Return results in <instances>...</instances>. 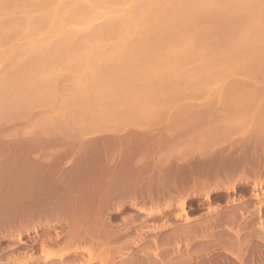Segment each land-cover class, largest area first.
<instances>
[{
  "label": "rangeland",
  "instance_id": "1",
  "mask_svg": "<svg viewBox=\"0 0 264 264\" xmlns=\"http://www.w3.org/2000/svg\"><path fill=\"white\" fill-rule=\"evenodd\" d=\"M47 1L48 0H46V3L44 1V3L47 4V8L50 10L47 11V8L45 6H44L45 9L43 8V6H38V7H40V8L42 7L41 9H43V12L45 11V13H47V14H48V12L51 13L54 10L53 7H55V9H56L55 14L57 15L58 13L56 11H58L60 14L65 12V11H68L70 8L69 3L72 0L71 1L69 0V2H68V0H65V1L64 0L63 1H61V0H49L48 2ZM79 1L81 3H82V1H84L82 4H84L86 6V3H85L86 0H79ZM87 1L89 2V0H87ZM133 1L135 2V0H133ZM137 1L140 2L141 0H136V2ZM142 1H146V0H142ZM66 2H68V3H66ZM57 3H59V5L61 4L60 7ZM89 3H91V2H89ZM126 4H129V3H126ZM126 4L124 7L120 6L121 12H124L122 14L128 13L129 8L131 7V6H128ZM87 5H89V4H87ZM130 5H131V3H130ZM57 6H58V8H56ZM65 7H66V9H65ZM107 7H110V6H106V8ZM35 8L36 7L34 6L33 9H28V10H30V12L32 10L33 14H37V13H35L37 8L36 9ZM40 8H38L40 11L37 9L38 12H41ZM96 8H97V12L99 14H96V16L94 17L93 26H91V27H93V29H102L103 28L102 21L105 24L106 16L104 17L103 14H101V13H104L105 7L102 6L100 9V6H99V8H98V6H96ZM125 8H126V10H125ZM19 9H21V8H19ZM21 11L22 10H17L18 13H16V16L17 15L20 16V14L22 13ZM186 11L188 14L185 12V16L187 14V18H188L189 13L191 11L190 10H186ZM193 11L197 12V8ZM193 11L191 14L195 13V12L193 13ZM201 11H199V13ZM202 12H204V13H202ZM202 12H201L202 14L200 13V15L197 12L198 13L196 16L197 18H195L194 21L191 23L192 25L191 24L188 25V23H186V25L182 29L185 34L187 33V31L189 34H191L192 30H193V28H192L193 26H195V25L197 27L201 26L200 29L203 28L204 30L203 29H202V31L200 30L201 31L200 37L204 36L203 38H206L207 42H211L209 40L210 39L209 37L213 36L215 38V36L217 35L216 34L217 32L213 33L214 30L222 29V28H223L222 30H224L226 28L236 27L241 23V19L232 20L231 22H229L230 24L224 20L220 21V19H218L219 21L216 19V21L213 20L214 22L211 21L210 23L209 22L207 23V20L205 19V17L203 18L202 16H204V15L206 16V14H208V13L205 14L206 11H202ZM52 13H51L52 19L50 17H48V16H50L48 14L44 18V19H47L46 22L44 20H42L41 22L37 21L36 22L37 27H34V26H36L35 24L32 25V28L34 27L33 30H32V28H30L31 27L30 25L26 26V21L22 22V21H24L23 20L24 18H21L22 15L20 16V18L16 17L17 20H19V19H21V20L19 22L18 21L16 22L17 26H16V24H14L16 27L15 26H14V28L11 27V29H13V31L9 28L11 26L10 21L13 18L9 17L10 20L8 19L10 26L7 23L8 22L7 16L6 17L4 16L3 19L0 18V22L2 25H5V28H7L6 25L9 26L8 27L9 29L7 28L9 30L8 31V30H5V28L0 24V29L2 27V29L0 30V33H2L4 36V38H3L2 34H0L1 35L0 36V39H1L0 40L1 41L0 52L3 50L0 54L2 56V57L0 56V64H1L0 67L2 68V69L0 68V73H1L0 74V87L2 86V88H0V90L2 91V93H4L1 95V91H0V98H1L0 99V103H1L0 104V115H1L0 118H2V120L0 119V135L2 133V135L0 137V216H1L0 220L1 219L3 220V218H4V221H5V219L10 220V219L14 218L17 215L16 212H19L18 208H20V207L21 208L28 207L29 210H31V209L33 210V209H39V208L47 206L46 208L52 207L51 209L56 210V212L58 211L59 213H65L69 209L72 208L71 210H69L67 212V213H71L74 210L76 211L78 208L77 213L80 212L79 214H81V212L87 213L89 211L88 212L89 214H91L92 216L94 215V217H93L95 220L94 225L93 226L89 225L91 227H89L90 229L87 228L88 230L85 228L87 230V232L92 233V235H91L92 237L89 236L90 233L87 234L85 236L86 240H84V242H83V240H81V238H80L83 236H78L79 233L77 234V232H76V231H80V230H78L79 228H77V229L73 228L72 230H70L71 228H67V227L62 228L63 225L58 227L57 224H55L56 226L47 228V227H44V225H43L45 223V221H43V223H42L43 219L39 220L41 222H38L36 219V222H34V220L32 221L33 223L30 221L31 226L30 225L28 226L29 223L27 224V226L25 225L26 227L24 226L25 229L27 230V232L25 231V233H27V234L22 233V236L20 235V237H19L20 243H19L18 238H16L15 235H12L14 232V229H15V232H17L16 228L11 230L12 229L11 226L13 224L12 225L9 224L10 225V227H9L8 223H5V226H2V225L0 226V230H1L0 231V235H1L0 236V256H1L0 263L1 264H7V263L8 264H19V263L23 264V262L24 263L27 262L25 264H45L48 262L47 264H61V263L62 264H68V263L69 264H71V263L72 264L73 263L74 264H84V262H85L86 264H122V263L123 264H127V263L128 264H137V263L138 264H146L148 262L149 264H159L162 262L161 264H231V263H233V264H264V238L262 236V235H264L263 234L264 233V227L260 226V225H264V221H263L264 220V183L259 186V189L255 188V191H254V188L252 187L251 184H250L251 185L250 186V185H248L249 183L246 184V182H243V181L239 180V178H238V175L239 174L241 175V172H242L241 171L242 169H240V168H244V170L249 172V173L247 172V174H250V176H251V177L249 176L250 178H254L255 173H258L260 175V180L264 181V170H262V169L260 170V167H259L262 165L261 168H264L263 167V165H264V157H263L264 156V133H263L264 132V129H263V127H264V85H263L264 84V57H263L264 53L261 55L262 57L259 56L256 59L250 58L251 60L249 59V56H247V58L245 56L246 60L244 59L245 60L244 62L246 64L247 63H249V64H247V67L245 66L246 69L243 68L244 70L242 68H240L243 71L236 68V66H235V68H231L233 66V65H231V63L234 60L232 58L233 60L231 59L232 61H230V64H228L229 60L228 61L226 60L227 64L225 66L230 65V67H228V68H231V69L227 68L228 70L225 71L224 74L221 73L220 76L218 74H215V75L209 74L208 76L206 75V77L203 75L206 79L205 78L203 79L201 77L202 74L200 76L201 79H199V74H197L198 79L196 78L197 79L196 81H192L193 79H195V77H196V75H195L194 78L191 77L193 79L190 82V81H188L189 73L192 71L191 68L195 69L196 67H199L197 63H199L201 66V62L204 63L205 60H207L208 62H210V63L212 62L214 64V63H217V61H219L221 59L219 58V60H217L218 57L215 56L214 54H213L214 56L212 55L213 57L209 56L207 59H206V57L204 59V58H202L204 56H202L200 58V57H198V55H191L190 53H188L186 51H184L185 53L184 54L182 53L183 54L182 55L181 53H179L181 51L177 49V45H180V44H177V43H179L178 41L185 43L184 41L179 40L177 38L175 40L174 38L172 39L170 37H169L170 40L167 37V39L169 40V41H167V39L165 37H164L165 38L164 39V38H160L158 36L154 37L152 35V37H154V39L151 38V40L153 41V42H151L150 40H147V39H150L149 38L150 36L148 37V35H151V34H148L146 36V34L142 35V34H139L137 32L132 34L131 39H133V40L130 39V36H125L127 38L126 41L122 39V36H120L121 39H119L120 37L117 36L118 39L116 40V37H114V41H113L112 40L113 37H112V39H110L111 37L108 38V36H106L108 38L107 39L106 37L103 36L102 38H100L101 41H99L100 39L97 41V39H96L97 37L96 38L94 37V39L93 38L91 39V37L86 36L87 38H90L92 40V42L90 41V39H87V38H85V39H87V41L85 40V42H84L83 40H84L85 35H82L83 29L81 28L83 26H80L81 24H78L79 22H77L73 19L67 20V19H63V18H62L63 21H61V15L60 14H58L60 17L59 18L58 16H56L54 14V11ZM52 15H55L56 17H58L57 18L58 20H56L55 16L53 18ZM177 15L181 16V13H179V11H178ZM182 16L184 18H186L184 16V14H182ZM50 19H51V21H50ZM101 19H102V21H101ZM65 20H66V22H65ZM98 20H100L101 22ZM12 21H14V20H12ZM52 21H54V22L58 21V22H55V23H58L57 24L58 26L55 23H53ZM67 21H69V22H67ZM5 22L7 24H5ZM48 22L51 24V26ZM74 22H75V24H74ZM262 22H264V20ZM18 23H20V27H19ZM59 23H60V25H59ZM62 23H65V24L63 25ZM204 23H206L207 26L209 24L210 25L207 27V26H205ZM202 25H203V27H202ZM101 26H102V28H101ZM27 27L30 29V31L27 30L28 29ZM52 27L55 28L54 31H58L59 36L58 35L57 36L51 35V34H54ZM71 27H72V29H75L77 27V29L71 30ZM104 27H105V25H104ZM211 27H214L215 29H213V28L211 29ZM18 28H20V29H18ZM42 28H44V30ZM210 29H211V31H210ZM45 30H47V31L45 32ZM64 30L65 31L68 30V32H65ZM4 31L6 32V34H4ZM26 31H28V33H26ZM33 31H35V32H33ZM59 31L62 34H60ZM225 31L227 32V29ZM12 32L15 33L16 35H11ZM42 32H45V33L42 34ZM48 32H50V34ZM211 32L215 36L211 35ZM218 32L220 33V30ZM29 33L30 34L33 33L34 35L30 36ZM40 34L42 35L41 37H40ZM68 34L69 35L72 34L70 36V38H69ZM76 34L78 37H76ZM18 35H21V36H18ZM208 35H209V37H208ZM219 35L221 36V34H219ZM7 36H8V38H11V36H13V38H11L12 40H10V39L8 40V38H6ZM66 36H68V38L70 40L69 39L67 40ZM140 36H141V39H140ZM142 36L143 37L145 36L144 37L145 39ZM220 36H218L217 39H221ZM16 37H17V39H16ZM36 37H38L37 41H35ZM43 37H44V39H43ZM72 37H73V39H72ZM45 38H47V39H45ZM77 38H78V41H77ZM103 38H104V41H103ZM155 38H156V40H155ZM214 38H211V40L215 41ZM5 39L7 40L6 42H5ZM28 39H32V40H28ZM50 39H51V42L49 44ZM54 39H55V41H54ZM139 39H140V42H139ZM142 39H144V40H142ZM25 40H27V42ZM43 40H44V42H43ZM157 40H159V41H157ZM171 40H173V41H171ZM111 41H113V42H111ZM120 41H122V42H120ZM141 41L142 42L144 41L142 43V45H141ZM146 41H148V42H146ZM165 41L170 42V43H167V42L165 43ZM191 41L192 42L189 41V43H190V45L192 44V46H194L195 44L199 45L197 47H201L204 45L203 44L204 42L199 40V39L198 40L193 39ZM18 42H19V44H18ZM37 42L39 44H36ZM46 42H48L49 45L46 44ZM86 42H88V43H86ZM93 42H94V44L95 43L98 45L100 44L101 47L97 48V45L95 44L96 45L95 46L93 44ZM2 43H3V45H2ZM14 43L19 45L20 47H18ZM20 43H22L23 45ZM43 43H45V44H43ZM77 43H78L79 47H77ZM89 43H91L90 45H92V47H90ZM147 43H149V44L147 45ZM212 43H214V42H212ZM212 43H208V45L211 46ZM30 44L32 46H34V47H32L33 49L31 48ZM112 44H113L114 48L112 47ZM160 44H162V45H160ZM166 44H168L167 47H166ZM68 45H69V47H68ZM84 45L87 46L86 47L87 49L88 48L92 49L93 45H94L93 49L97 50V51H94L92 49L93 51L90 50V52H89V49L88 50H85L86 48L82 49L84 47ZM102 45L105 46V48ZM119 45H121V47ZM5 46H7V47H5ZM21 46L23 49L21 48ZM43 46H45V47L49 46L50 50L48 49L49 47L48 48L46 47L47 48L46 50L43 49V48H45ZM107 46H108V49H107ZM110 46L112 48H110ZM115 46L117 47V49L120 48L119 51H117V49H115L116 48ZM149 46H152V47L154 46V49L151 48V50H150ZM35 47H38V48H35ZM72 47H73V49H72ZM95 47H96V49H95ZM6 48H7V50H6ZM9 48H10V50H9ZM28 48H29V50H27ZM75 48H78V49L75 50ZM15 49H17V50H15ZM18 49H20V50H18ZM35 49H37V50H35ZM55 49H58V50L55 51ZM80 49H82L83 51H87V53L81 51ZM104 49H106V50H104ZM23 50L26 52H24ZM44 50H45V52H44ZM47 50H48V52H46ZM111 50L112 51L115 50V52H111ZM14 51H17V52H14ZM29 51H30V53H29ZM37 51H39V52H37ZM102 51H104L103 52L104 54H107L106 55L107 61L105 60V56H102L103 55ZM157 51L160 52L161 57H160V55H158L159 53H157ZM6 52L10 53L11 55L7 54ZM22 52H24V53L22 54ZM117 52H119V53H117ZM120 52L121 53L124 52L125 56H124V54L123 55L120 54ZM175 52L181 54V55H179L180 57L186 56V59L184 57H182V58H184L187 63L185 62V60L179 59L180 57L179 58L175 57L178 55V54H176L174 56L173 53H175ZM46 53H48V55H46ZM92 53L93 54L98 53L97 56L99 55V53H101V55L98 57H100V58L104 57V60L101 59L103 61L100 60L101 61L100 62L99 61L100 58L99 59L97 57L93 58ZM126 53H127V56H126ZM133 53H135V54H133ZM163 53L165 54V57H164ZM4 54H6L7 56H5ZM30 54L33 56H28ZM71 54H73V55H71ZM25 55L30 57L33 60V62H30L32 60L30 58L28 59V57H25ZM41 55L44 59L41 57ZM45 55H46V57H45ZM108 55L110 56L109 58H108ZM115 55H117V56L119 55L120 57H117ZM156 55L159 57H157ZM74 56L78 57L79 61H77V58H75ZM93 56H95V55H93ZM11 57H13V58H11ZM24 57H25V59H24ZM153 57H155V58H153ZM19 58H21L22 61ZM47 58H49V59H47ZM57 58H59V59H57ZM92 58L94 60H92ZM111 58H112V61H111ZM118 58H120V59L123 58L122 60H124V61H122ZM124 58H126V59H124ZM165 58H166V60H163ZM176 58H177V60L178 59L180 60L177 64H176V61H177ZM238 58H240V57H238ZM2 59H4L5 62ZM10 59H12V60H10ZM53 59H56V60L53 61ZM133 59H135V60H133ZM235 59H236V61H234V62H237V57H235ZM253 59L255 61H253ZM6 60L7 61L9 60L10 62L8 61L9 62L8 63ZM24 60H27V61L24 62ZM47 60H51V61L48 62ZM89 60H91V61H89ZM147 60L150 62H147ZM17 61H18V63H17ZM52 61L54 64L52 63ZM80 61H81V63H80ZM165 61H166V63H165ZM183 61H184V63L182 64ZM214 61H216V62H214ZM34 62L36 63V66L35 65L33 66V64H35ZM83 62L87 63V64H84ZM92 62H93V64H92ZM96 62H97V64L99 63L102 66H100L99 64H98L99 67H98V65H95ZM128 62H129V64H127ZM137 62H139V63H137ZM151 62H154V63L152 64ZM19 63L20 64L22 63V65L19 66L20 68L18 70L17 66L19 65ZM62 63L64 66L62 65ZM160 63H161V65H160ZM162 63H164V64H162ZM51 64H53L52 65L53 68L57 64H58L57 65L58 67H55L54 69H52V66H51V69H52L51 70L49 67V65H51ZM66 64H68V65H66ZM88 64L90 65L89 68H91V70H89V73H93L94 75L86 73L89 69V68H86V67H88ZM107 64H108V66H107ZM125 64L126 65L132 64V66H125ZM13 65H16V66H13ZM24 65H26V66H24ZM37 65H38V67H39V65H40V67L44 66V69L41 67L42 69L40 68L41 69L40 70L37 67ZM81 65H82V67H80ZM158 65H159V67H156ZM170 65L174 66V67H175V65H178V66L175 67L176 68L175 69L174 67H170ZM3 66H4V69H3ZM22 66H24V67H22ZM194 66H195V68H194ZM92 67L93 68L96 67V69L94 68L96 72L94 70L92 71V69H93ZM122 67L123 68L125 67L124 68L125 70H123ZM31 68L33 71H30ZM58 68L60 69L61 72L57 71V70H59ZM101 68H103V69H101ZM118 68H120V69H118ZM161 68H164V69H161ZM24 69H25V71H24ZM75 69L77 71L83 70V72H85V73L80 74L81 72L79 73ZM154 69H156V74H153V73H155ZM160 69L162 71L165 70V72L164 71L162 72ZM13 70H14V72L11 73V71H13ZM15 70L16 71L18 70V71L16 72ZM102 70H104V71H102ZM119 70L122 72H119ZM246 70H247V72H246ZM252 70H253V72H252ZM3 71H5V72H3ZM19 71L21 74L19 73ZM22 71H24V72H22ZM26 71L29 73H27ZM36 71H37V73L38 72L39 73L37 75L36 74L33 75V73H35ZM42 71L44 74L42 73ZM46 72H48V73L50 72V73L46 74ZM74 73H75V75H74ZM77 73H79L78 74L79 76L77 75ZM143 73H145V74H143ZM86 74H87V76H86ZM26 75L28 78L26 77ZM44 75H46V76H44ZM51 75H53V76H51ZM59 75H61V77ZM5 76H8V77H5ZM92 76H94V77H92ZM15 77H17V78H15ZM82 77H84V79ZM5 78H7V79H5ZM22 78L24 80H22ZM47 78H50V79H47ZM53 78L55 80H53ZM70 78H72V79H70ZM19 80L21 83L19 82ZM52 80H53V82H52ZM61 80H62V82H61ZM72 80L75 81V83L74 82L72 83ZM189 80H190V78H189ZM199 80H201V81H199ZM23 81L25 82V84ZM81 81L84 83V85L82 84V86H85V84L87 83V86H86L87 89H84L86 87L80 88L81 87L80 83H82ZM31 82H33V83H31ZM40 82L42 83V85L40 84ZM54 82H56V83L53 84ZM192 82H194V83H192ZM9 83L11 86H9ZM22 84H23V86H22ZM60 84H62V85H60ZM6 85L9 86L10 88L7 87ZM54 85L55 86L60 85V86L55 87ZM5 86H6L8 91H6V89L4 88ZM39 86L43 89H41ZM97 86L98 87L100 86L101 90L98 89ZM102 86H104L105 88ZM30 87H32V88H30ZM38 87H39V89H38ZM47 87H48V90L50 89L49 91L47 90ZM53 87H55V88H53ZM261 87H263V88H261ZM51 88L54 89L53 92H52L53 89H51ZM79 88H80V91H79ZM81 89H84L85 91L84 90L81 91ZM94 89H95V92H94ZM26 90H29L32 93H30L29 91H26ZM86 90L89 92H86ZM97 90H98V94L100 93L99 95L96 94ZM16 91H17V93H14ZM24 91H26V93ZM38 91H39V93H38ZM46 91H48L49 94ZM19 92H20V94H19ZM84 92H86V93H84ZM91 92H93L94 94L93 93L91 94ZM5 93L8 96H6ZM33 93H35L36 95H34ZM106 93H107V95H106ZM15 95L18 96L19 98L17 97L18 99L17 98L15 99ZM92 95L93 96L95 95L96 98H95V96L93 97ZM100 95L101 96L103 95V96L101 97ZM1 96H3V97H1ZM36 96L38 98H35ZM63 96H65V97L63 98ZM31 97H32V99H31ZM101 98H103L102 99L103 101L101 100ZM97 99H99L100 102L97 101ZM225 99H227V100H225ZM5 100H8V101H5ZM224 100H225V102H224ZM26 101L28 103L30 101V103L28 104ZM22 102H24V103H22ZM72 103H74V105ZM24 104H26V106ZM56 104H59L58 107ZM65 104L68 106L66 107ZM134 105H135V107L137 105L136 109H138V111H135L136 109H135ZM34 107H36V108L34 109ZM38 107H39V109H37ZM52 108H55V109L53 110ZM56 108H58V109H56ZM18 109H21V110H18ZM70 109H72V110H70ZM232 109H233V111H232ZM13 110H14V113L12 112ZM10 111H11V113H10ZM64 111L66 112V114H64L65 113ZM25 112H27V113H25ZM34 113H36V114H34ZM132 114H134V115H132ZM34 115H35V117H34ZM71 116H72V119L75 117L73 119L74 124L72 121L69 120V119H71ZM138 121L140 123H137ZM23 122H24V124H23ZM135 122L137 124H135ZM145 122H147V123H145ZM58 123H59V125H58ZM70 123H72V126H70L71 125ZM21 124H23V125H21ZM18 125H20V126H18ZM36 125H37V128H36ZM136 125H138V126H136ZM43 126H45V127H43ZM23 127H24V129H23ZM72 127H74V128H72ZM4 128H5V130H3ZM58 128L60 131L58 130ZM75 128H76V130H75ZM22 129L24 130V132L22 131ZM61 129H62V131H61ZM54 130L56 132H54ZM144 130H146V132ZM163 131H164V133H163ZM199 131H200V133H199ZM7 132H9L10 135ZM73 132H75V134ZM142 132H144V133L142 134ZM3 133H4V135H3ZM18 133H19V135H18ZM21 133L23 136L21 135ZM70 133L72 134L73 137L71 136ZM6 134H8V136ZM131 134H132V136H130ZM158 134H159V136H158ZM163 134L165 136L169 134V137H171V135L172 136L176 135L177 141L180 140V142H179L180 145H179L178 149L180 151L181 156H183V158L185 156L188 157V158L186 157V159L188 160V164L190 165V166L188 165L189 168L186 165L187 171H186L185 167H184L185 169H183L181 166L182 169L181 168L178 169V170H180V172L179 171L176 172V170H175L176 168L173 167L174 163L170 164L168 162H165L167 160L166 157H168V159L171 160L172 156H170V154L174 155V152H175L174 149H173L174 150V152H173V150H171V148L168 147L170 144L169 145L168 144L163 145V146H165V148H163V146L161 145L162 149L160 147V151L163 150L162 152H166L167 154H169L170 157L168 155L166 156V153L163 154L161 152L162 154H160V151H158V152L154 151L153 149H155V148H152V150H150V151H149V149L148 150L146 149L147 150L146 151L145 147H144V146H146V145H144V144H146V143H144L145 141L142 142V143H144V144H142V145H144L143 146L144 150H142V148H141L142 146H141L140 141H142V139L147 140V137H146L147 135L148 136L150 135L149 138H151V136L154 135L155 137L153 136L151 138V139L154 138V140H155L156 136L159 138H160V136H162L160 139L163 142V140H164ZM183 134H184V136H183ZM24 135H25V137H24ZM144 135L146 138H144ZM28 136H29V138H28ZM40 136H42V138ZM122 137H125V139H123ZM128 138H130V139L128 140ZM47 139L48 140L50 139V141H46ZM53 139H55V140H53ZM106 139H108V140H106ZM118 139H119V142H116V140L118 141ZM121 139L125 141L124 144H123L124 141H122ZM165 139L169 140L170 138L165 137ZM174 139H175V137H174ZM36 140H37V142H36ZM199 140H201V141H199ZM56 141H58V142H56ZM13 142L16 143L15 146H14V144H12ZM80 142H81V144H80ZM135 142L138 143L137 146H136ZM201 142H202V144H201ZM117 143L118 144L120 143V144L117 145ZM139 143L141 146L140 147L141 150H139L137 148L139 146ZM163 143L166 144V141ZM94 144H95V146H94ZM121 144H123V145H121ZM84 145H86V146H84ZM97 145H99V147H97ZM182 145H183V147H182ZM186 145L188 146L189 149L187 148ZM242 145H243V147H242ZM88 146L91 148H89ZM135 146H136V148H135ZM92 147H94V148H92ZM18 148H20V149H18ZM231 148H233V149H231ZM80 149H82V150H80ZM102 149H104L105 151ZM186 149H188V150H186ZM13 150H14V152H13ZM76 150H78V152ZM164 150H166V151H164ZM198 150L200 151V153ZM18 151H21V152L19 153ZM70 151L72 153H70ZM131 151H134L135 155H137V153H138L140 155V157L138 156L139 159L143 157V159H141L139 162L141 164L138 163L139 159H137L136 156ZM115 152H117V153H115ZM146 152H147V154H149L151 152H153V153L146 155ZM170 152H172L173 154ZM21 153H23V154H21ZM124 153H125V156H122V155H124ZM217 154H218V156H217ZM231 154H232V157L230 158ZM17 155H19V156H17ZM20 155H22V156H20ZM160 155H162L163 157L165 156L166 159L163 157L160 158L159 157ZM214 155H216V156H214ZM222 156H223V158H227L223 162L225 164L224 167L222 165L223 163L221 162L224 159L222 158L223 160H221V158H220ZM29 157H31V158H29ZM191 157H192V159H191ZM236 157H238L239 159ZM241 157H242L243 161L240 162ZM56 158H58V159H56ZM157 158H159V161ZM235 158L238 160L234 161ZM244 158H245V160H244ZM26 159H27V161H26ZM101 159H102V161H101ZM110 159H111V161H110ZM160 159L163 160L165 163H160ZM214 159L216 162L220 160L219 162L221 163V165L218 162H217L218 163L217 164L214 161ZM255 159H256V161H255ZM107 160H108V162H107ZM206 160H209V161H206ZM227 160H228V162H226ZM119 161L120 162L126 161V162H124V164L127 166L122 167L125 165L124 164L122 165V163L120 164ZM127 161L130 163V165L128 164ZM135 162H137V163H135ZM144 162H146V163H144ZM234 162L238 165L243 164V167L241 165L236 167L235 166L236 164ZM42 163H44V164H42ZM56 163H58V164H56ZM150 163L152 166L150 165ZM212 163H215V165H213ZM230 163L231 164L233 163L232 168H231ZM260 163H261V165H260ZM10 164H14V165H10ZM179 164H181V163H179ZM254 164H257V165L259 164V166L256 165L258 168ZM33 165H35V166L33 167ZM112 165H113V167H112ZM139 165L142 167L141 169H140ZM191 165H192V167H191ZM244 165L247 166L249 168V170L247 167L245 169ZM27 166L30 168H28ZM41 166H43V167H41ZM132 166H133L134 170L133 169L131 170ZM156 166H158L157 169H156ZM227 166L228 167L230 166L229 170L231 169L232 171L231 170L230 171L232 173L228 172ZM105 167L108 168V172L109 171L111 172V168L114 169L112 171L113 172L112 176L107 175L106 173H105V176L103 175V173H104L103 169H105V171L107 170V168H105ZM127 167L128 168L130 167L129 169L132 172ZM154 167H155V169H154ZM109 168H110V170H109ZM124 168L128 169V171L126 172V170ZM136 168H139V169H136ZM236 169L240 173L238 171H236ZM22 170H23V172H22ZM156 170H162V171H157L158 173H156ZM225 170H227L226 173L224 172ZM258 170H260V171H258ZM164 171H165V173H164ZM182 171L185 173L182 174ZM194 171L195 172L197 171L196 173L198 174L199 180H204V181L206 180V185L204 187L206 190L200 189V190H202V192H201V191H198V188L196 189L194 187L195 189H194V191H192L193 187L192 188L190 187V185H191L190 181L186 182V178H191L188 175L189 174L192 175V173H194ZM220 171H221V173L228 174L230 176L228 178V180L226 179L229 185L227 184V182L223 183V179L227 178L228 176L225 177L226 175L224 176V174H221L220 177H217L218 176L217 173H219ZM246 171H244V172H246ZM160 172H162V176L164 178L160 175L161 174ZM167 172L169 173V177H168ZM186 172L187 173L189 172V173L187 174ZM136 173H139V174L136 175ZM141 173H142V175H141ZM85 174H86V176H85ZM150 174H152L151 179L149 177ZM230 174H232L233 178L231 177ZM101 175H103V178ZM213 175H214V177H213ZM106 176H109V177H106ZM110 176H111L112 180L116 177L115 180H113V181L110 180V181L113 183L117 180L116 181L117 183L116 182H115L116 184L113 183V185H115V186L112 185V188H114L113 190H112L111 186L108 187L109 188V190L107 189L109 192V195H108V194H104L105 188L104 189L102 188L103 190H101L99 187L101 185L98 183H100V181L104 182L107 178L110 179ZM135 176H137V177H135ZM146 176L149 178H147ZM205 176H206V179L204 178ZM207 176H209V177L211 176L210 177L211 179ZM56 177L58 178L57 180L61 182V184L63 183L62 185L60 184V182L58 183V181L56 184V181H55ZM112 177H114V178H112ZM165 177H168V178H165ZM141 178H142V180H141ZM250 178H249V180H250ZM109 179H107L108 182H110ZM147 179L148 180L150 179V181H148ZM169 179H171V181ZM172 179H174V180H172ZM232 179L235 180L236 182H234ZM2 180H4V181H2ZM7 180H8V182H6ZM122 180H123V182H122ZM140 180H141V182H140ZM152 180H153V182H152ZM229 180L230 181L232 180L231 183H229L230 182ZM137 181L140 184H138ZM167 181L168 182L170 181L173 183L169 182L170 183L169 184ZM251 181H253V179H251ZM263 181H261V182H263ZM53 182H55V183H53ZM83 182L84 183L86 182V183L84 184ZM164 182H166V185ZM183 182H185V183H183ZM218 182L223 183V184L221 183L222 187ZM232 182H234L235 184L234 183L232 184ZM241 182L243 183V185ZM179 183L181 184V186ZM188 183H190V185H188ZM185 184H186V186L188 185L187 186L188 188L184 186ZM231 184H232L234 190L228 189ZM244 184L246 185V187H244L245 186ZM49 185L51 186V188H49L50 187ZM163 185L165 186V189H163L164 188ZM168 185L171 187L170 189L168 188L169 187ZM182 185H183V187H182ZM207 185L208 186L211 185V186L208 187ZM42 186L44 188H42ZM55 186H57V187H55ZM90 186H91V188H90ZM141 186H143V187H141ZM147 186H149V187H147ZM172 186H173V188H172ZM178 186H179V188H178ZM206 186L208 189L206 188ZM65 187L68 188L69 190L65 189ZM117 187H119V188H117ZM124 187H125V189H124ZM131 187L133 190L130 189ZM151 187H152V190H151ZM157 187L159 188V190ZM84 188L86 190L87 189L88 190L90 189V190L86 191ZM46 189H47V192L45 191ZM52 189L53 190L55 189V190L52 191ZM94 189H96L98 193L95 192L96 190H94ZM156 189L158 190V192ZM117 190H119V191H117ZM171 190H173L174 192ZM84 191H86V192H84ZM226 191H227V193H226ZM111 192L114 194L112 195ZM151 192H154V193L152 194ZM160 192L161 193L163 192L164 195L163 194L161 195ZM253 193L256 195L258 194L257 197H255V195ZM158 194H160V195H158ZM57 195H58V197H57ZM90 195H92V197ZM153 195H154V197H153ZM155 196H157V197H155ZM64 197L66 200L64 199ZM133 197L137 198V199L135 198L136 201H135V199H133ZM182 197H184V199ZM179 198H181V200ZM50 199H52V200H50ZM162 199H164V200H162ZM236 199H237V201H236ZM133 200L136 204H134ZM229 200L234 201L235 203H232ZM83 201H84V205H83ZM181 201H182V204H180ZM241 201H243V202H241ZM246 201L249 204H247ZM236 202L238 204H236ZM72 203L74 204V206L77 204V208L72 207L73 206ZM26 204H29V205H26ZM86 204H90V206L92 205L90 207L91 209L87 208L88 206ZM231 204H233V206H231ZM244 204H246V206ZM69 205H71V207ZM82 205H83V207H82ZM182 205L184 206L183 208H182ZM248 205H250V206H248ZM67 206H69V208H67ZM243 206H245V207H243ZM105 207H106V209H105ZM252 207H255V208L253 209ZM21 208H20V210H21ZM28 208H27V210H28ZM82 208H84L86 210H83ZM256 208L259 210V211L256 210L257 213L253 212V211H255ZM243 209H244V211H243ZM249 209H250V211H249ZM11 210H13V211L15 210V212H13ZM25 210H26V208H25ZM234 211L237 213L239 212L241 214V216L239 214H237V218H236V215H235L236 213ZM241 211H243V212H241ZM246 212H248V214ZM242 213H245V215ZM101 214L103 217L101 216ZM227 215H228V218L230 217V215H231V217L228 219ZM238 215H239V217H238ZM5 216L6 217L8 216L9 219H8V217L5 218ZM232 216H235L234 217L235 223L233 222V220L231 221V219H233ZM243 216H244V218H243ZM246 216L250 217L249 219L256 223V224H254L255 225L254 227L252 225L250 227V224H249L250 220H248V218H247L248 223L244 224L242 218L245 219ZM259 217L261 219H259ZM212 219H213V221H212ZM227 219L229 222L227 221ZM257 219L260 220V222L259 221L256 222ZM1 221H0V224L3 222V221L2 222ZM252 221H250V223ZM24 222H22V224ZM98 222H100L101 224L100 223L98 224ZM230 222H231V224H230ZM237 222L240 224V225L238 224L239 226L237 225ZM218 223H219V225H218ZM232 223H233L234 227H232ZM19 224H21V223L16 224V227L17 226L19 227V228L17 227V229L21 228V226ZM34 224H35V226H34ZM220 224H222V225H220ZM227 224H229V227L227 226ZM235 224H236V226H235ZM246 224H249V226L247 225L249 228L248 227L245 228ZM252 224H253V222H252ZM3 225H4V223H3ZM58 225H60V224H58ZM101 225H102V227H101ZM218 226L219 227L221 226V227L219 228ZM223 226H224V228H223ZM12 227H15V226L13 225ZM24 227L22 226V229ZM230 227H232V230H234L237 227V230L236 229L235 230L237 231V233H239V234H237V233L236 234L238 235V237H240V239L238 237L237 238L241 243H239V245H235V247L234 246L230 247V245L228 247V243L230 244L231 242H226L224 245V242L226 240L230 239V235H231V239L234 238V237H232L235 234L234 231L229 230L232 232V234H230L231 232H229V233L227 232L228 228H230ZM238 227H239V230H238ZM225 228L227 229V231ZM33 229H35L36 232H34ZM74 230L76 232V234H74V235L76 237L77 236L79 237V238H77V240H76V237L74 238V235L72 236L73 240H71L72 234L71 235L69 234L70 231H74ZM86 230L80 231V234L83 231L86 232ZM181 230L183 232H181ZM222 230H223V234L228 233L227 236L225 234L223 235V237L226 236L225 241L223 240V238L221 236ZM261 230L263 231V233ZM67 231H69V232H67ZM219 231H221V232H219ZM239 231H241L242 233ZM9 232H11V233H9ZM8 233L11 236L7 235ZM14 234H16V233H14ZM56 235L58 236L57 237L58 239L56 238L57 239V245L54 246L50 243L51 242L50 239L55 238ZM219 235H220V237L218 238ZM7 236H8V238H7ZM93 236H95V237H93ZM88 237L90 239H88ZM48 238H50V239H48ZM13 239H14V241H13ZM61 239H63L62 241H64V240L67 241V239H68V241H70V242L67 241L68 242L67 243L65 241V243L68 244L67 245V244H64L61 241ZM96 239L99 242L101 241V239L102 240L105 239V240H103L104 242L103 241L100 242L102 244L101 245L100 243L98 244L96 242ZM238 240L236 242L234 240L233 241L236 244H238V242H239ZM60 242L62 245L64 244V246H66V247H60L61 246V245L59 246ZM81 242H83V244ZM243 242H245V243H243ZM45 243L48 245L51 244L53 247L51 245H49V247L47 249L48 245L46 246ZM42 244L46 246L44 248V250L47 249L49 252H47V251L46 252L42 251L43 253L41 252ZM247 245H248V247H247ZM67 246H68V248H67ZM103 246H104L105 250L103 249ZM224 246L226 247L227 250L225 249ZM91 247H93L95 250ZM57 248L59 250H56ZM65 249L66 250L68 249V250L66 251ZM57 251H60V252H57ZM53 252H55V253H53ZM70 252H71V254H70ZM105 253H107L108 255ZM10 254L13 257V258L11 257L12 259H15V257H17L18 258L17 261H19V262L14 260L16 262L13 263V260L10 258ZM47 254H48V257H46ZM57 254H58V256H56ZM149 254H151V255H149ZM232 256H234V257H232ZM33 257H34V259H32ZM102 257L104 260L102 259ZM109 257L110 258L112 257V258L110 259ZM144 257L147 259L146 260L147 262H145ZM4 258H6V260ZM8 258H9V260H8ZM28 258H31L30 260L32 262L29 261ZM60 258H62V259H60ZM10 259L12 260V262L10 261ZM70 259H72V261ZM152 259H153V261H151ZM20 260H23V261L20 262ZM67 260L68 261L70 260V261L67 262ZM136 261H139V262H136Z\"/></svg>",
  "mask_w": 264,
  "mask_h": 264
},
{
  "label": "bare ground",
  "instance_id": "2",
  "mask_svg": "<svg viewBox=\"0 0 264 264\" xmlns=\"http://www.w3.org/2000/svg\"><path fill=\"white\" fill-rule=\"evenodd\" d=\"M44 1H45V3H46V0H0V18H2L3 19V17L5 16H7V21H8V19H9V17L10 18H13V19H11V21H10V23H11V26H10V24H9V21L7 22L8 23V25L10 26H7L6 25V27L8 28H10L11 29V27H13L14 28V24H16V26H17V21L19 22L21 19H19V20H17V18L16 17H19L20 18V16H21V18H24L23 20L24 21H22V22H25L26 21V26L27 25H30L31 27L30 28H32V25H36L37 23V21H39V22H41L42 20H44L45 22H46V20L47 19H44L48 14L50 15V16H48V17H50L51 18V13L54 11V14H55V7H53L54 8V10L50 13V12H48V14L47 13H45V11L43 12V9H41L40 7H38V6H43V8H44V6L47 8V4H45L44 3ZM49 1V0H48ZM47 1V2H48ZM61 1H63V0H61ZM65 1V0H64ZM71 1V0H70ZM87 1V0H86ZM85 1V3H86V6L84 5V4H82L84 1H82V3L79 1V0H72L70 3H69V6H70V8H69V10L68 11H65V12H63V13H59L58 11H56L58 14H60L61 15V21H63V19H73V20H75V21H77V22H79L78 24H81L80 26H83V27H81L82 29H83V31H82V35H85L84 36V42H85V40L87 41V39H90V38H87V37H91V39L93 38L94 39V37L97 39V41L100 39V38H102L103 36L104 37H106V36H108V38L109 37H111L110 39H112V37H113V41H114V37H116V40L118 39L117 38V36H122V39L123 40H125L126 41V37L125 36H130V39H131V37H132V34H134V33H139V34H146V36L148 35V34H151V35H148V37L150 38V39H147V40H150L151 42H153L152 40H151V38L152 39H154V37L155 36H158V37H160V38H166L167 39V37H168V39H169V37L170 38H174L175 40H176V38L177 39H179V40H182V41H184L185 43H182V42H180V41H178L179 43H177V44H180V45H177V49L178 50H180L181 52H179V53H185L184 51H186V52H188V53H190L191 55H198V57H202V56H204V57H202V58H204L205 59V57H206V59L209 57V56H212L213 54L215 55V56H217L218 57V59L217 60H219V58L221 59V60H219V61H217V63H210V62H208L207 60H205V62L204 63H202L201 62V66H200V64L199 63H197L198 64V66L199 67H196L195 68V66H194V68L195 69H193V68H191L192 69V71L189 73V78H190V80H189V78H188V81H190L191 82V80L194 78V76L196 75V77H195V79H193L192 81H196L197 79H198V75L197 74H199V79H201L200 78V76H201V74H202V78L204 79L205 77H206V75L208 76L209 74H218L219 76H220V74L221 73H225V71H227L228 69H231V68H235V66H236V68H238V69H240V68H244V69H246L245 68V66L247 67V64H249V63H245L244 61L246 60V58H247V56H249V59L251 58H257V57H259V56H261L263 53H264V22H262L263 20H264V0H146V1H137L136 2V0H135V2L133 1V0H89V2H91V3H89L88 1V3ZM68 2H69V0H68ZM68 2H66V3H68ZM126 3H129V4H126ZM130 3H131V5H130ZM58 5H59V3H57ZM87 4H89V5H87ZM106 4V5H105ZM108 4V5H107ZM125 4L126 5H128V6H131L130 8H129V12L128 13H126V14H122V13H124V12H121V9H120V6H125ZM61 5V4H60ZM60 5H59V7H60ZM34 6L38 9V8H40L41 9V12H38L37 11V9H36V12L35 13H37V14H33V12H32V10H31V12H30V10H28V9H33L34 8ZM56 6V5H55ZM96 6H98V8H99V6H100V9H101V7L103 6V7H105V9H104V13H101V14H103V16L105 17L106 16V20H105V24L103 23V21H102V19H101V21H102V26H103V28H102V26H101V28L102 29H93V27H91V26H93V21H94V17L96 16V14H99L98 12H97V8H96ZM106 6H110V7H107L106 8ZM62 7V6H61ZM68 7V6H67ZM19 8H21V9H19ZM56 8H58V6L56 7ZM63 8V7H62ZM194 8V9H193ZM197 8V12L199 13V11H206L205 12V14L206 13H208V14H206V16L204 15V16H202L203 18L205 17V19L207 20V23L209 22H214V21H216V19L218 20V19H220V21L221 20H224V21H226V22H231L232 20H238V19H241V23L238 25V26H236V27H230V28H226L227 29V32L225 31L226 29H224V30H222V29H217V30H214L213 31V33H215V32H217L216 34L218 35V36H220L219 34H221V36H220V38L221 39H217V37L211 32V35H214L215 36V38L212 36V37H209V35H208V37L210 38L209 40L211 41V42H207L206 41V38H203L202 36L200 37V32L202 31V29L203 28H201L200 29V27L198 26H193L192 28H193V30H192V33L191 34H189L188 33V31H187V33L185 34L184 33V31L182 30L183 28H184V26L186 25V23H188V25H190L193 21H194V19L195 18H197L196 16H197V12L196 11H193V10H195ZM34 9V10H35ZM45 9V8H44ZM60 9V8H59ZM65 9H66V7H65ZM17 10H22L21 12V14H20V16H16V13H18L17 12ZM39 10V9H38ZM48 10H50V9H48L47 8V11ZM52 10V9H51ZM62 10V9H61ZM123 10V9H122ZM125 10H126V8H125ZM185 10V11H184ZM186 10H190L191 12L189 13V16H188V18H187V11ZM199 10V11H198ZM40 11V10H39ZM46 11V12H47ZM103 11V10H102ZM101 11V12H102ZM178 11H179V13H181V16H182V14H184V16H185V12L187 13L186 14V18H184L183 16V18L181 17V16H178L177 15V13H178ZM182 11V12H181ZM192 11H193V13L194 14H191L192 13ZM201 11V12H202ZM126 12V11H125ZM184 12V13H183ZM189 12V11H188ZM200 12V13H201ZM200 13H199V15H200ZM202 13H204V12H202ZM201 13V14H202ZM53 14V13H52ZM56 15V16H58L59 17V15ZM114 14V15H113ZM55 15H52V17L54 18V16ZM14 16V17H13ZM55 16V17H56ZM58 17H56V20H58L57 18ZM16 18V19H15ZM60 18V17H59ZM63 18V19H62ZM52 19V18H51ZM51 19H50V21H51ZM5 20V19H4ZM10 20V19H9ZM12 20H14V21H12ZM54 20V19H53ZM72 20V21H73ZM214 20V21H213ZM49 21V20H48ZM98 21H100V20H98ZM100 21V22H101ZM201 21V20H200ZM219 21V20H218ZM13 22V23H12ZM15 22V23H14ZM53 23H55V22H58V21H52ZM65 22H66V20H65ZM67 22H69V21H67ZM99 22V23H100ZM6 22H5V24H7ZM21 23V22H20ZM20 23H18L19 24V27H20ZM44 23V22H43ZM49 23V22H48ZM0 24H1V22H0ZM24 24V23H23ZM41 24V23H40ZM50 24V23H49ZM56 25L58 24V23H55ZM63 25L65 24V23H62ZM70 24V23H69ZM73 24V23H72ZM74 24H75V22H74ZM73 24V25H74ZM97 24V23H96ZM205 24V26H207L206 25V23H204ZM225 24V23H224ZM230 24V23H229ZM2 25V24H1ZM13 25V26H12ZM22 25V24H21ZM42 25V24H41ZM48 25V24H47ZM54 25V24H53ZM52 25V26H53ZM55 25V26H56ZM59 25H60V23H59ZM104 25H105V27H104ZM192 25V24H191ZM210 25V24H209ZM208 25V26H209ZM218 25V24H217ZM216 25V26H217ZM4 28H5V25H2ZM15 26V27H16ZM23 26V25H22ZM40 26V25H39ZM50 26H51V24H50ZM58 26V25H57ZM79 26V25H78ZM96 26V25H95ZM207 26V27H208ZM212 26V25H211ZM25 27V26H24ZM34 27H37V25L36 26H34ZM34 27L32 28V30L34 29ZM60 27V26H59ZM67 27V26H66ZM65 27V28H66ZM202 27H203V25H202ZM7 28H5V30H8ZM28 28V27H27ZM75 28V27H74ZM215 29L214 27H211V29ZM1 29H2V27H1ZM0 29V30H1ZM18 29H20V28H18ZM43 30H44V28H42ZM50 29V28H49ZM48 29V30H49ZM52 29H53V33L54 34H51V35H53V36H57L58 35V31H54L55 30V28H53L52 27ZM60 29V28H59ZM62 29V28H61ZM64 29V28H63ZM68 29V28H67ZM77 29V27L75 28V29H72V27H71V30H76ZM211 29H210V31H211ZM12 31H13V29H11ZM10 30V31H11ZM28 31H30V29L28 28L27 29ZM58 30V29H57ZM66 30V29H65ZM64 30V31H65ZM79 30V29H78ZM186 30V29H185ZM189 30V29H188ZM201 30V31H200ZM204 30V29H203ZM220 30V33L218 32ZM222 30V31H221ZM3 31V30H2ZM9 31V30H8ZM23 31V30H22ZM28 31H26V33H28ZM47 30H45V32H46ZM70 31V30H69ZM225 31V32H224ZM18 32V31H17ZM33 32H35V31H33ZM37 32V31H36ZM45 32H42V34L43 33H45ZM52 32V31H51ZM60 32V31H59ZM65 32H68V30L67 31H65ZM71 32V31H70ZM69 32V33H70ZM21 33V32H20ZM40 33V32H39ZM49 34H50V32H48ZM78 33V32H77ZM80 33V32H79ZM219 33V34H218ZM0 34H2V33H0ZM4 34H6V32L4 31ZM10 34V33H9ZM8 34V35H9ZM60 34H62L61 32H60ZM65 34V33H64ZM207 34V33H206ZM11 35H16L15 33H13L12 32V34ZM24 35V34H23ZM22 35V36H23ZM29 35L31 36V35H34L33 33H29ZM48 35V34H47ZM69 35V34H68ZM72 35V34H71ZM71 35H69V38H70V36ZM152 35L154 36V37H152ZM1 36V35H0ZM18 36H21V35H18ZM25 36V35H24ZM23 36V37H24ZM42 35L40 34V37H41ZM52 36V37H53ZM59 36V35H58ZM87 36V37H86ZM93 36V37H92ZM101 36V37H100ZM125 38H124V37ZM2 37L4 38V36H3V34H2ZM1 37V38H2ZM22 37V38H23ZM26 37V36H25ZM34 37V36H33ZM63 37V36H62ZM67 38V40L69 39L68 38V36H66ZM76 37H78L77 36V34H76ZM143 37V36H142ZM145 37V36H144ZM143 37V38H144ZM6 38H8V36L6 37ZM11 38H13V36H11ZM11 38H8V40L10 39V40H12ZM21 38V39H22ZM29 38V37H28ZM37 38L38 37H36V40L35 41H37ZM75 38V37H74ZM85 38H87V39H85ZM107 38V37H106ZM105 38V39H106ZM107 38V39H108ZM164 38V39H165ZM211 38H214L215 39V41L214 40H211ZM16 39H17V37H16ZM15 39V40H16ZM25 39V38H24ZM23 39V40H24ZM34 39V38H33ZM43 39H44V37H43ZM45 39H47V38H45ZM72 39H73V37H72ZM90 39V41L92 42V40ZM106 39V40H107ZM119 39H121V37L119 38ZM140 39H141V36H140ZM140 39H139V42H140ZM145 39V38H144ZM144 39H142V40H144ZM167 39V41H169ZM195 40V39H199V40H201V41H203L204 43V45L203 46H201V47H197V46H199L198 44L196 45H194V46H192V44L190 45V43H189V41L190 42H192L191 40ZM1 40V39H0ZM3 40V39H2ZM28 40H32V39H28ZM59 40V39H58ZM65 40V39H64ZM70 40V39H69ZM105 40V41H106ZM131 40H133V39H131ZM155 40H156V38H155ZM7 40L5 39V42H6ZM26 42H27V40H25ZM24 41V42H25ZM46 41V40H45ZM54 41H55V39H54ZM73 41V40H72ZM77 41H78V38H77ZM82 41V42H83ZM89 41V42H90ZM94 41V40H93ZM96 41V42H97ZM99 41H101V39L99 40ZM103 41H104V38H103ZM113 41H111V42H113ZM136 41V40H135ZM157 41H159V40H157ZM161 41V40H160ZM167 41H165V43L167 42ZM171 41H173V40H171ZM11 42V41H10ZM17 42V41H16ZM29 42V41H28ZM43 42H44V40H43ZM50 42H51V39H50V41H49V44H50ZM67 42V41H66ZM83 42V43H84ZM107 42V41H106ZM109 42V41H108ZM110 42V43H111ZM120 42H122V41H120ZM119 42V43H120ZM144 42V41H143ZM142 41H141V45H142V43H143ZM146 42H148V41H146ZM145 42V43H146ZM195 42V41H194ZM212 42H214V43H212ZM0 43H1V41H0ZM12 43V42H11ZM35 43V42H34ZM75 43V42H74ZM73 43V44H74ZM86 43H88V42H86ZM109 43V44H110ZM118 43V44H119ZM144 43V44H145ZM160 43V42H159ZM167 43H170V42H167ZM208 43H212V45L210 46V45H208ZM10 44V43H9ZM15 44V43H14ZM18 44H19V42H18ZM20 44H22V43H20ZM36 44H39L38 42L36 43ZM43 44H45V43H43ZM46 44H48V42H46ZM48 44V45H49ZM57 44V43H56ZM85 44V43H84ZM91 43H89V45H90ZM93 44H94V42H93ZM96 44V43H95ZM94 44V45H95ZM114 44V43H113ZM113 44H112V47H113ZM143 44V45H144ZM149 43H147V45H148ZM2 45H3V43H2ZM1 45V46H2ZM15 45H17V44H15ZM23 45V44H22ZM25 45V44H24ZM94 45H93V48H94ZM97 45V48H99V47H101L100 46V44L98 45V44H96ZM95 45V46H96ZM108 45V44H107ZM115 45V44H114ZM117 45V44H116ZM136 45V44H135ZM134 45V46H135ZM146 45V46H147ZM160 45H162V44H160ZM165 45V44H164ZM167 45L168 44H166V47H167ZM18 47H20L19 45H17ZM30 46H31V48L32 47H34V46H32L31 44H30ZM39 46V45H38ZM103 46V45H102ZM109 46V45H108ZM108 46H107V49H108ZM120 47H121V45H119ZM118 46V47H119ZM5 47H7V46H5ZM26 47V46H25ZM43 47H45V46H43ZM47 48L49 47V46H46ZM43 48V49H47V48ZM56 47V46H55ZM59 47V46H58ZM68 47H69V45H68ZM75 47V46H74ZM77 47H79L78 46V43H77ZM83 47V46H82ZM87 46H85L84 45V47L82 48V49H84V48H86ZM89 47V46H88ZM90 47H92V45H90ZM104 48H105V46H103ZM111 46H110V48H112ZM116 47V46H115ZM150 48V50H151V48H153L154 49V46L152 47V46H149ZM163 47V46H162ZM165 47V46H164ZM21 48H22V46H21ZM30 48V49H31ZM35 48H38V47H35ZM71 48V47H70ZM69 48V49H70ZM81 48V47H80ZM92 48V49H93ZM109 48V49H110ZM114 48V47H113ZM13 49V48H12ZM23 49V48H22ZM25 49V48H24ZM33 49V48H32ZM49 50H50V47L48 48ZM53 49V48H52ZM72 49H73V47H72ZM76 49H78V48H75V50ZM82 49H80L81 51H83ZM89 49V48H88ZM87 48L85 49V50H88ZM92 49H89V52H90V50L91 51H93ZM95 49H96V47H95ZM102 49V48H101ZM100 49V50H101ZM115 49H117V47L115 48ZM120 49V48H119ZM119 49H117V51H119ZM134 49V48H133ZM152 49V50H153ZM156 49V48H155ZM6 50H7V48H6ZM9 50H10V48H9ZM15 50H17V49H15ZM18 50H20V49H18ZM27 50H29V48L27 49ZM35 50H37V49H35ZM41 50V49H40ZM45 50H44V52H45ZM56 50H58V49H55V51ZM61 50V49H60ZM79 50V51H80ZM99 50V51H100ZM104 50H106V49H104ZM126 50V49H125ZM137 50V49H136ZM135 50V51H136ZM157 50V49H156ZM160 50V49H159ZM3 51V50H2ZM1 51V52H2ZM24 51V50H23ZM54 51V52H55ZM94 51H97V50H94ZM108 51V50H107ZM106 51V52H107ZM134 51V50H133ZM183 51V52H182ZM1 52H0V54H1ZM14 52H17V51H14ZM24 52H26V51H24ZM24 52H22V54L24 53ZM33 52V51H32ZM37 52H39V51H37ZM41 52V51H40ZM46 52H48V50L46 51ZM59 52V51H58ZM75 52V51H74ZM83 52H85V53H87V51H83ZM104 51H102V53H103ZM111 52H115V50L114 51H112L111 50ZM122 52V51H121ZM120 52V54H124V56H125V53L123 52V53H121ZM127 52V51H126ZM137 52V51H136ZM140 52V51H139ZM5 53V52H4ZM7 53V52H6ZM13 53V52H12ZM28 53V52H27ZM29 53H30V51H29ZM42 53V52H41ZM72 53V52H71ZM108 53V52H107ZM117 53H119V52H117ZM157 53H159L158 55H160V52H158L157 51ZM179 53H177V52H175V53H173L174 54V56L176 55V54H178L177 56H175V57H177V58H179L180 56L179 55H181V54H179ZM3 54V53H2ZM7 54H10V53H7ZM32 54V53H31ZM28 55V56H33V55ZM38 54V53H37ZM40 54V53H39ZM43 54V53H42ZM57 54V53H56ZM65 54V53H64ZM98 54V53H97ZM97 54L95 53V54H93L92 53V57L93 58H100V57H98V56H100L101 55V53H99V55L97 56ZM133 54H135V53H133ZM164 54V53H163ZM182 54V55H183ZM5 56H7L6 54H4ZM11 55V54H10ZM44 55V54H43ZM46 55H48V53H46ZM46 55H45V57H46ZM71 55H73V54H71ZM70 55V56H71ZM87 55V54H86ZM91 55V54H90ZM93 55H95V56H93ZM107 54H104L103 53V55L102 56H105V60H106V58H107V56H106ZM121 55V56H122ZM137 55V54H136ZM213 55V56H214ZM1 56V55H0ZM27 55H25V57H28ZM56 56V55H55ZM58 56V55H57ZM80 56V55H79ZM113 56V55H112ZM115 56H117V55H115ZM123 56V57H124ZM126 56H127V53H126ZM157 56V55H156ZM212 56V57H213ZM245 56H246V58H245ZM2 57V56H1ZM18 57V56H17ZM25 57H24V59H25ZM41 57H42V55H41ZM50 57V56H49ZM75 57V56H74ZM110 56L108 55V58H109ZM117 57H120L119 55L117 56ZM157 57H159V56H157ZM160 57H161V55H160ZM163 57V56H162ZM164 57H165V54H164ZM182 57H184V56H181L179 59H182V60H185L186 59V56L184 57V58H182ZM235 57H237V62H234V61H236V59H235ZM238 57H240V58H238ZM262 57V56H261ZM264 57V56H263ZM11 58H13V57H11ZM30 57H28V59H29ZM33 58V57H32ZM37 58V57H36ZM43 58V57H42ZM56 58V57H55ZM72 58V57H71ZM75 58H77V61H79L78 60V57H75ZM91 58V57H90ZM92 58V60H94ZM113 58V57H112ZM112 58H111V61H112ZM153 58H155V57H153ZM177 58H176V60H177ZM234 60H233V59ZM20 60H21V58H19ZM23 59V58H22ZM27 59V60H28ZM31 59V58H30ZM41 59V58H40ZM44 59V58H43ZM47 59H49V58H47ZM51 59V58H50ZM57 59H59V58H57ZM61 59V58H60ZM101 59H103L104 60V57L102 58H100L99 59V61L101 60ZM118 59H120V58H118ZM123 59V58H122ZM122 59H120V60H122ZM124 59H126V58H124ZM177 60L176 61V64L180 61V60ZM216 59V58H215ZM233 60V62L231 63V65H233L231 68H228V67H230V65L228 66H225L226 64H227V61L229 62L228 64H230V61H232ZM239 59V60H238ZM245 59V60H244ZM250 59V60H251ZM259 59V58H258ZM4 62H5V60L4 59H2ZM10 60H12V59H10ZM27 60H24V62L25 61H27ZM32 60V59H31ZM39 60V59H38ZM54 60H56V59H53V61ZM71 60V59H70ZM83 60V59H82ZM103 60H101V61H103ZM110 60V59H109ZM132 60V59H131ZM133 60H135V59H133ZM151 60V59H150ZM159 60V59H158ZM161 60V59H160ZM163 60H166V58L165 59H163ZM181 60V61H182ZM189 60V59H188ZM227 60V61H226ZM7 61V60H6ZM9 61V60H8ZM7 61V62H8ZM14 61V60H13ZM16 61V60H15ZM19 61V60H18ZM18 61H17V63H18ZM22 61V60H21ZM20 61V62H21ZM30 61V60H29ZM37 61V60H36ZM40 61V60H39ZM48 62L49 61H51V60H47ZM53 61H52V63H53ZM84 61V60H83ZM89 61H91V60H89ZM98 61V62H99ZM100 61V62H101ZM107 61V60H106ZM122 61H124V60H122ZM121 61V62H122ZM152 61V60H151ZM156 61V60H155ZM162 61V60H161ZM253 61H255L254 59H253ZM6 62V63H7ZM10 62V61H9ZM8 62V63H9ZM23 62V63H24ZM30 62H33V60L32 61H30ZM38 62V61H37ZM63 62V61H62ZM119 62V61H118ZM117 62V63H118ZM120 62V63H121ZM145 62V61H144ZM147 62H150V61H148L147 60ZM159 62V61H158ZM185 62H186V60H185ZM214 62H216V61H214ZM249 62V61H248ZM257 62V61H256ZM255 62V63H256ZM35 63V62H34ZM41 63V62H40ZM76 63V62H75ZM80 63H81V61H80ZM84 63V62H83ZM91 63V62H90ZM115 63V62H114ZM125 63V62H124ZM137 63H139V62H137ZM152 64L154 63V62H151ZM165 63H166V61H165ZM168 63V62H167ZM184 63V61L182 62V64ZM187 63V62H186ZM251 63V62H250ZM26 64V63H25ZM47 64V63H46ZM54 64V63H53ZM53 64H51V65H49V67H50V69H51V66L53 65ZM84 64H87V63H84ZM92 64H93V62H92ZM99 64V63H98ZM97 64V62H96V64L95 65H98ZM119 64V63H118ZM127 64H129V62L127 63ZM162 64H164V63H162ZM253 64V63H252ZM251 64V65H252ZM259 64V63H258ZM1 65V64H0ZM22 65V63L20 64L19 63V65L17 66L18 67V70H19V66H21ZM28 65V64H27ZM36 66V63L35 64H33V66ZM44 65V64H43ZM58 65V64H57ZM55 66V67H58V66ZM62 65H63V63H62ZM61 65V66H62ZM66 65H68V64H66ZM65 65V66H66ZM75 65V64H74ZM100 65V64H99ZM99 65H98V67H99ZM121 65V64H120ZM156 65V64H155ZM160 65H161V63H160ZM167 65V64H166ZM187 65V64H186ZM196 65V64H195ZM13 66H16V65H13ZM24 66H26V65H24ZM24 66H22V67H24ZM45 66V65H44ZM44 66H41L43 69H44ZM64 66V65H63ZM89 64H88V67H86V68H89ZM94 66V65H93ZM100 66H102V65H100ZM107 66H108V64H107ZM125 66H132V64L131 65H126L125 64ZM178 65H175V67H177ZM197 66V65H196ZM263 66V65H262ZM11 67V66H10ZM37 67H38V65H37ZM40 67V65H39V69L41 68ZM46 67V66H45ZM54 67V68H55ZM80 67H82V65L80 66ZM97 67V66H96ZM96 67H94L95 69H96ZM121 67V66H120ZM138 67V66H137ZM155 67V66H154ZM156 67H159V65L158 66H156ZM155 67V68H156ZM162 67V66H161ZM170 67H174V66H171L170 65ZM174 67V68H175ZM186 67V66H185ZM226 67V68H225ZM259 67V66H258ZM1 68V67H0ZM16 68V67H15ZM30 68V67H29ZM33 68V67H32ZM32 68H31V70L30 71H33L32 70ZM41 68V69H42ZM53 68V66H52V69H54ZM68 68V67H67ZM84 68V67H83ZM82 68V69H83ZM93 68V67H92ZM92 69V71L94 70L95 71V69ZM123 68V67H122ZM125 68V67H124ZM123 68V70H125ZM228 68V69H227ZM249 68V67H248ZM2 69V68H1ZM3 69H4V66H3ZM35 69V68H34ZM40 69V70H41ZM46 69V68H45ZM51 69V70H52ZM57 69V68H56ZM59 69V68H58ZM81 69V68H80ZM101 69H103V68H101ZM105 69V68H104ZM118 69H120V68H118ZM157 69V68H156ZM156 69H154V71H155V73H153V74H156ZM161 69H164V68H161ZM160 69V70H161ZM176 69V68H175ZM183 69V68H182ZM242 69H240V70H242ZM243 69V70H244ZM255 69V68H254ZM17 70V71H18ZM36 70V69H35ZM34 70V71H35ZM76 70V69H75ZM84 70V69H83ZM83 70L82 71H77V72H81L80 74H82V73H85V72H83ZM87 70V69H86ZM89 70H91V68H89L88 69V71L86 72V73H89ZM108 70V69H107ZM116 70V69H115ZM178 70V69H177ZM242 70V71H243ZM262 70V69H261ZM16 71V70H15ZM16 71V72H17ZM24 71H25V69H24ZM24 71H22V72H24ZM38 71V70H37ZM37 71L35 72V73H33V75H37L38 73H37ZM48 71V70H47ZM55 71V70H54ZM57 71H59V72H61L60 71V69L59 70H57ZM69 71V70H68ZM74 71V70H73ZM91 71V72H92ZM102 71H104V70H102ZM113 71V70H112ZM141 71V70H140ZM162 71V70H161ZM164 72H165V70H163ZM162 71V72H163ZM186 71V70H185ZM251 71V70H250ZM3 72H5V71H3ZM14 72V70L13 71H11V73H13ZM27 72V71H26ZM41 72V71H40ZM75 72V71H74ZM96 72V71H95ZM109 72V71H108ZM114 72V71H113ZM117 72V71H116ZM119 72H122V71H120L119 70ZM142 72V71H141ZM160 72V71H159ZM184 72V71H183ZM246 72H247V70H246ZM252 72H253V70H252ZM19 73H20V71H19ZM27 73H29V72H27ZM26 73V74H27ZM42 73H43V71H42ZM48 72H46V74H47ZM50 73V72H49ZM48 73V74H49ZM53 73V72H52ZM56 73V72H55ZM79 73H77V75L79 74ZM158 73V72H157ZM229 73V72H228ZM239 73V72H238ZM249 73V72H248ZM1 74V73H0ZM17 74V73H16ZM21 74V73H20ZM41 74V73H40ZM44 74V73H43ZM54 74V73H53ZM62 74V73H61ZM71 74V73H70ZM73 74V73H72ZM89 74H92V75H94L93 73H89ZM109 74V73H108ZM143 74H145V73H143ZM182 74V73H181ZM222 74V75H223ZM227 74V73H226ZM9 75V74H8ZM13 75V74H12ZM11 75V76H12ZM74 75H75V73H74ZM76 75V76H77ZM84 75V74H83ZM82 75V76H83ZM96 75V74H95ZM205 77H204V76ZM3 76V75H2ZM18 76V75H17ZM44 76H46V75H44ZM51 76H53V75H51ZM60 77H61V75H59ZM75 76V77H76ZM79 76V75H78ZM86 76H87V74H86ZM150 76V75H149ZM187 76V75H186ZM212 76V75H211ZM244 76V75H243ZM5 77H8V76H5ZM26 77H27V75H26ZM36 77V76H35ZM43 77V76H42ZM59 77V78H60ZM74 77V78H75ZM92 77H94V76H92ZM191 77H193V78H191ZM242 77V76H241ZM248 77V76H247ZM15 78H17V77H15ZM28 78V77H27ZM39 78V77H38ZM57 78V77H56ZM58 78V79H59ZM78 78V77H77ZM80 78V77H79ZM83 79H84V77H82ZM197 78V79H196ZM208 78V77H207ZM244 78V77H243ZM249 78V77H248ZM5 79H7V78H5ZM37 79V78H36ZM47 79H50V78H47ZM63 79V78H62ZM70 79H72V78H70ZM82 79V80H83ZM206 79V78H205ZM22 80H24L23 78H22ZM43 80V79H42ZM53 80H55L54 78H53ZM53 80H52V82H53ZM41 81V80H40ZM79 81V80H78ZM84 81V80H83ZM98 81V80H97ZM199 81H201V80H199ZM19 82H20V80H19ZM24 82V81H23ZM34 82V81H33ZM33 82H31V83H33ZM39 82V81H38ZM43 82V81H42ZM57 82V81H56ZM56 82H54L53 84H55ZM61 82H62V80H61ZM75 83V81H73L72 80V83ZM82 82V81H81ZM85 82V81H84ZM93 82V81H92ZM198 82V81H197ZM17 83V82H16ZM21 83V82H20ZM47 83V82H46ZM94 83V82H93ZM92 83V84H93ZM96 83V82H95ZM102 83V82H101ZM183 83V82H182ZM192 83H194V82H192ZM200 83V82H199ZM24 84H25V82H24ZM38 84V83H37ZM40 84L42 85V83L40 82ZM58 84V83H57ZM79 84V83H78ZM77 84V85H78ZM82 84L84 85V83L82 82V83H80V88H84V87H86L87 86V83L85 84V86H82ZM98 84V83H97ZM2 85V84H1ZM8 85V84H7ZM6 85V86H7ZM27 85V84H26ZM50 85V84H49ZM60 85H62V84H60ZM60 85H58V86H60ZM94 85V84H93ZM100 85V84H99ZM102 85V84H101ZM264 85V84H263ZM6 86L4 87L5 89H6V91H8L7 90V88H6ZM9 86H11L10 85V83H9ZM9 86H7V87H9ZM19 86V85H18ZM22 86H23V84H22ZM28 86V85H27ZM45 86V85H44ZM53 86V85H52ZM55 86V85H54ZM58 86H55V87H58ZM76 86V85H75ZM35 87V86H34ZM40 87V86H39ZM39 87H38V89H39ZM51 87V86H50ZM55 87H53V88H55ZM92 87V86H91ZM90 87V88H91ZM102 87H104V86H102ZM0 88H2V86L0 87ZM10 88V87H9ZM30 88H32V87H30ZM41 88V87H40ZM53 88H51V89H53ZM75 88V87H74ZM80 88H79V91H80ZM97 88L98 89H100L101 90V88H100V86L98 87L97 86ZM105 88V87H104ZM107 88V87H106ZM261 88H263V87H261ZM16 89V88H15ZM34 89V88H33ZM41 89H43V88H41ZM84 89H87V87L86 88H84ZM84 89H81V91L82 90H84ZM108 89V88H107ZM3 90V89H2ZM11 90V89H10ZM46 90V89H45ZM47 90H48V87H47ZM50 90V89H49ZM48 90V91H49ZM104 90V89H103ZM1 91V90H0ZM26 91H29V90H26ZM26 91H24L25 93H26ZM37 91V90H36ZM48 91H46L47 93H48ZM54 91V89L52 90V92ZM77 91V90H76ZM85 91V90H84ZM21 92V91H20ZM20 92H19V94H20ZM30 92V91H29ZM28 92V93H29ZM35 92V91H34ZM42 92V91H41ZM86 92H89V91H87L86 90ZM86 92H84V93H86ZM94 92H95V89H94ZM97 93V95H99L98 94V90L96 91ZM9 93V92H8ZM7 93V94H8ZM14 93H17V91L16 92H14ZM30 93H32V92H30ZM37 93V92H36ZM38 93H39V91H38ZM77 93V92H76ZM93 92H91V94H92ZM2 94H4V93H2V91H1V95ZM34 95H36L35 93H33ZM49 94V93H48ZM94 94V93H93ZM103 94V93H102ZM105 94V93H104ZM225 94V93H224ZM228 94V93H227ZM5 95H6V93H5ZM25 95V94H24ZM39 95V94H38ZM47 95V94H46ZM106 95H107V93H106ZM6 96H8V95H6ZM14 96V95H13ZM12 96V97H13ZM32 96V95H31ZM93 96V95H92ZM95 96V95H94ZM93 96V97H94ZM101 96V95H100ZM103 96V95H102ZM101 96V97H102ZM105 96V95H104ZM229 96V95H228ZM227 96V97H228ZM1 97H3V96H1ZM11 97V96H10ZM18 96H16L15 95V99L17 98ZM34 97V96H33ZM65 96H63V98H64ZM226 97V98H227ZM19 98V97H18ZM17 98V99H18ZM27 98V97H26ZM35 98H38L37 96L35 97ZM40 98V97H39ZM42 98V97H41ZM62 98V97H61ZM62 98V99H63ZM95 98H96V96H95ZM99 98V97H98ZM229 98V97H228ZM1 99V98H0ZM31 99H32V97H31ZM34 99V98H33ZM61 99V100H62ZM68 99V98H67ZM103 98H101V100H102ZM107 99V98H106ZM233 99V98H232ZM26 100V99H25ZM24 100V101H25ZM30 100V99H29ZM41 100V99H40ZM57 100V99H56ZM73 100V99H72ZM75 100V99H74ZM225 100H227V99H225ZM225 100H224V102H225ZM230 100V99H229ZM5 101H8V100H5ZM4 101V102H5ZM18 101V100H17ZM32 101V100H31ZM38 101V100H37ZM60 101V100H59ZM69 101V100H68ZM94 101V100H93ZM96 101V100H95ZM97 101H99V99H97ZM103 101V100H102ZM101 101V102H102ZM27 102V101H26ZM25 102V103H26ZM100 102V101H99ZM22 103H24V102H22ZM28 103V102H27ZM29 103H30V101H29ZM28 103V104H29ZM64 103V102H63ZM66 103V102H65ZM95 103V102H94ZM1 104V103H0ZM70 104V103H69ZM73 105H74V103H72ZM96 104V103H95ZM233 104V103H232ZM25 106H26V104H24ZM53 105V104H52ZM57 105V107H58V105L59 104H56ZM55 105V106H56ZM72 105V106H73ZM225 105V104H224ZM12 106V105H11ZM62 106V105H61ZM65 106L67 107L68 105H66L65 104ZM70 106V105H69ZM76 106V105H75ZM134 107H135V105H134ZM136 107H137V105H136ZM136 107H135V109H136ZM261 107V106H260ZM3 108V107H2ZM36 107H34V109H35ZM51 108V107H50ZM65 108V107H64ZM133 108V107H132ZM23 109V108H22ZM37 109H39V107L37 108ZM53 110L55 109V108H52ZM56 109H58V108H56ZM60 109V108H59ZM73 109V108H72ZM72 109H70V110H72ZM259 109V108H258ZM17 110V109H16ZM15 110V111H16ZM18 110H21V109H18ZM24 110V109H23ZM28 110V109H27ZM236 110V109H235ZM33 111V110H32ZM62 111V110H61ZM133 111V110H132ZM135 111H138V109H136ZM232 111H233V109H232ZM13 113H14V110L12 111ZM57 112V111H56ZM65 112V111H64ZM237 112V111H236ZM6 113V112H5ZM10 113H11V111H10ZM25 113H27V112H25ZM42 113V112H41ZM50 113V112H49ZM62 113V112H61ZM7 114V113H6ZM9 114V113H8ZM19 114V113H18ZM34 114H36V113H34ZM64 114H66V112L64 113ZM131 114V113H130ZM16 115V114H15ZM23 115V114H22ZM30 115V114H29ZM28 115V116H29ZM43 115V114H42ZM63 115V114H62ZM74 115V114H73ZM132 115H134V114H132ZM1 116V115H0ZM38 116V115H37ZM44 116V115H43ZM42 116V117H43ZM59 116V115H58ZM12 117V116H11ZM18 117V116H17ZM34 117H35V115H34ZM62 117V116H61ZM10 118V117H9ZM25 118V117H24ZM32 118V117H31ZM75 118V117H74ZM73 118V119H74ZM1 120H2V118H0ZM4 119V118H3ZM48 119V118H47ZM66 119V118H65ZM68 119V118H67ZM73 119H72V116H71V119H69L70 121H72L73 122ZM5 120V119H4ZM56 121V120H55ZM62 121V120H61ZM66 121V120H65ZM3 122V121H2ZM25 122V121H24ZM24 122H23V124H24ZM38 122V121H37ZM57 122V121H56ZM142 122V121H141ZM18 123V122H17ZM33 123V122H32ZM51 123V122H50ZM55 123V122H54ZM76 123V122H75ZM137 123H140L139 121L137 122ZM136 122H135V124H137ZM143 123V122H142ZM145 123H147V122H145ZM8 124V123H7ZM23 124H21V125H23ZM26 124V123H25ZM57 124V123H56ZM71 125L70 126H72V123H70ZM73 124H74V122H73ZM134 124V123H133ZM3 125V124H2ZM5 125V124H4ZM48 125V124H47ZM58 125H59V123H58ZM69 125V124H68ZM142 125V124H141ZM148 125V124H147ZM13 126V125H12ZM18 126H20V125H18ZM25 126V125H24ZM50 126V125H49ZM67 126V125H66ZM69 126V127H70ZM74 126V125H73ZM135 126V125H134ZM136 126H138V125H136ZM22 127V126H21ZM20 127V128H21ZM41 127V126H40ZM43 127H45V126H43ZM142 127V126H141ZM203 127V126H202ZM261 127V126H260ZM36 128H37V125H36ZM64 128V127H63ZM72 128H74V127H72ZM71 128V129H72ZM152 128V127H151ZM11 129V128H10ZM23 129H24V127H23ZM22 129V131L24 132V130ZM26 129V128H25ZM44 129V128H43ZM260 129V128H259ZM263 129H264V127H263ZM3 130H5V128L3 129ZM8 130V129H7ZM12 130V129H11ZM30 130V129H29ZM49 130V129H48ZM53 130V129H52ZM57 130V129H56ZM58 130H59V128H58ZM70 130V129H69ZM75 130H76V128H75ZM255 130V129H254ZM261 130V129H260ZM9 131V130H8ZM16 131V130H15ZM60 131V130H59ZM61 131H62V129H61ZM67 131V130H66ZM71 131V130H70ZM73 131V130H72ZM145 132H146V130H144ZM162 131V130H161ZM160 131V132H161ZM165 131V130H164ZM164 131H163V133H164ZM204 131V130H203ZM249 131V130H248ZM251 131V130H250ZM18 132V131H17ZM30 132V131H29ZM45 132V131H44ZM54 132H56L55 130H54ZM76 132V131H75ZM75 132H73L74 134H75ZM166 132V131H165ZM6 133V132H5ZM7 133H9V132H7ZM39 133V132H38ZM58 133V132H57ZM72 133V132H71ZM70 133V134H71ZM144 132H142V134H143ZM157 133V132H156ZM162 133V132H161ZM160 133V134H161ZM170 133V132H169ZM176 133V132H175ZM199 133H200V131H199ZM206 133V132H205ZM248 133V132H247ZM255 133V132H254ZM264 133V132H263ZM25 134V133H24ZM28 134V133H27ZM31 134V133H30ZM40 134V133H39ZM60 134V133H59ZM64 134V133H63ZM67 134V133H66ZM129 134V133H128ZM136 134V133H135ZM141 134V133H140ZM150 134V133H149ZM167 134V133H166ZM172 134V133H171ZM170 134V135H171ZM178 134V133H177ZM196 134V133H195ZM257 134V133H256ZM1 135H2V133H1ZM1 135H0V137H1ZM3 135H4V133H3ZM7 136H8V134H6ZM5 135V136H6ZM9 135H10V133H9ZM18 135H19V133H18ZM21 135H22V133H21ZM20 135V136H21ZM57 135V134H56ZM55 135V136H56ZM180 135V134H179ZM200 135V134H199ZM6 136V137H7ZM16 136V135H15ZM23 136V135H22ZM52 136V135H51ZM61 136V135H60ZM69 136V135H68ZM71 136H72V134H71ZM76 136V135H75ZM130 136H132V134L130 135ZM154 136V135H153ZM153 136H151V138L153 137ZM158 136H159V134H158ZM183 136H184V134H183ZM189 136V135H188ZM24 137H25V135H24ZM39 137V136H38ZM41 138H42V136H40ZM73 137V136H72ZM147 137V140L146 139H142V141H140L141 142V146H140V143H139V146L137 147L139 150H141V148H142V150H144L143 148L145 147V150L147 149H149V151L150 150H152V148H155V149H153L154 151H156V152H158V151H160V147H161V145L163 146V145H169L168 147H170L171 148V150H175V152H174V150H173V152H174V155H171L170 154V156H172L171 157V160L170 159H168V157H166L167 158V160L165 161V162H168V163H170V164H173L174 163V166L173 167H175L176 169V172H180V170H178V169H180L181 168V166H182V168L183 169H185L189 164H188V160L186 159V157L187 156H185L184 158H183V156H181V154H180V151H179V142H180V140L179 141H177V137H176V135H174V136H172L171 135V137H169V134L168 135H164L163 134V138H164V140H163V142H165L166 141V144L165 143H163L162 141H161V137L162 136H160V138L159 137H157L156 136V138H155V140H154V138L153 139H151V138H149L150 137V135L148 136H146ZM145 137V135H144V138H146ZM155 137V136H154ZM165 137H167V138H170L169 140L168 139H165ZM174 137H175V139H174ZM191 137V136H190ZM21 138V137H20ZM28 138H29V136H28ZM52 138V137H51ZM103 138V137H102ZM123 139H125V137H122ZM143 138V137H142ZM158 138V139H157ZM162 138V139H163ZM181 138V137H180ZM247 138V137H246ZM245 138V139H246ZM59 139V138H58ZM57 139V140H58ZM101 139V138H100ZM130 138H128V140H129ZM136 139V138H135ZM141 139V138H140ZM185 139V138H184ZM17 140V139H16ZM19 140V139H18ZM53 140H55V139H53ZM106 140H108V139H106ZM122 140V139H121ZM182 140V139H181ZM198 140V139H197ZM251 140V139H250ZM261 140V139H260ZM21 141V140H20ZM19 141V142H20ZM24 141V140H23ZM28 141V140H27ZM30 141V140H29ZM46 141H50V139L48 140H46ZM122 141H124V140H122ZM137 141V140H136ZM143 141H145L144 143H146V144H144V143H142ZM170 143H169V142ZM199 141H201V140H199ZM244 141V140H243ZM16 142V141H15ZM22 142V141H21ZM36 142H37V140H36ZM56 142H58V141H56ZM61 142V141H60ZM106 142V141H105ZM116 142H119V139H118V141L116 140ZM138 142V141H137ZM242 142V141H241ZM42 143V142H41ZM86 143V142H85ZM84 143V144H85ZM125 143V141L123 142V144ZM136 143V142H135ZM199 143V142H198ZM243 143V142H242ZM250 143V142H249ZM255 143V142H254ZM259 143V142H258ZM12 144H14V146H15V144L16 143H12ZM25 144V143H24ZM47 144V143H46ZM49 144V143H48ZM52 144V143H51ZM57 144V143H56ZM65 144V143H64ZM80 144H81V142H80ZM83 144V143H82ZM90 144V143H89ZM115 144V143H114ZM120 144V143H119ZM118 143H117V145H119ZM123 144H121V145H123ZM142 144H144V145H146V146H144V145H142ZM188 144V143H187ZM201 144H202V142H201ZM241 144V143H240ZM62 145V144H61ZM88 145V144H87ZM138 145V143H136V146ZM185 145V144H184ZM246 145V144H245ZM10 146V145H9ZM19 146V145H18ZM21 146V145H20ZM48 146V145H47ZM72 146V145H71ZM84 146H86V145H84ZM94 146H95V144H94ZM129 146V145H128ZM133 146V145H132ZM136 146H135V148H136ZM144 146V147H143ZM187 146V145H186ZM195 146V145H194ZM198 146V145H197ZM248 146V145H247ZM25 147V146H24ZM55 147V146H54ZM59 147V146H58ZM89 147V146H88ZM97 147H99V145H97ZM120 147V146H119ZM141 147V148H140ZM147 147V148H146ZM182 147H183V145H182ZM185 147V146H184ZM201 147V146H200ZM242 147H243V145H242ZM7 148V147H6ZM29 148V147H28ZM61 148V147H60ZM69 148V147H68ZM89 148H91V147H89ZM92 148H94V147H92ZM101 148V147H100ZM134 148V149H135ZM163 148H165V146H163ZM167 148V147H166ZM187 148H188V146H187ZM199 148V147H198ZM246 148V147H245ZM12 149V148H11ZM18 149H20V148H18ZM24 149V148H23ZM26 149V148H25ZM62 149V148H61ZM75 149V148H74ZM79 149V148H78ZM83 149V148H82ZM82 149H80V150H82ZM96 149V148H95ZM130 149V148H129ZM161 149H162V147H161ZM185 149V148H184ZM189 149V148H188ZM188 149H186V150H188ZM195 149V148H194ZM200 149V148H199ZM231 149H233V148H231ZM230 149V150H231ZM256 149V148H255ZM31 150V149H30ZM57 150V149H56ZM70 150V149H69ZM98 150V149H97ZM102 150H104V149H102ZM131 150V149H130ZM137 150V149H136ZM146 150V151H147ZM192 150V149H191ZM190 150V151H191ZM23 151V150H22ZM28 151V150H27ZM48 151V150H47ZM77 152H78V150H76ZM93 151V150H92ZM105 151V150H104ZM108 151V150H107ZM110 151V150H109ZM163 151V150H162ZM162 151H160V154H164V153H166V152H162ZM164 151H166V150H164ZM177 151V152H176ZM196 151V150H195ZM199 151V150H198ZM202 151V150H201ZM242 151V150H241ZM246 151V150H245ZM13 152H14V150H13ZM19 153L21 152V151H18ZM57 152V151H56ZM83 152V151H82ZM89 152V151H88ZM95 152V151H94ZM125 152V151H124ZM134 155H135V152L134 151H131ZM139 152V151H138ZM141 152V151H140ZM162 152V153H161ZM168 152V151H167ZM203 152V151H202ZM223 152V151H222ZM225 152V151H224ZM229 152V151H228ZM4 153V152H3ZM2 153V154H3ZM55 153V152H54ZM67 153V152H66ZM70 153H72L71 151H70ZM80 153V152H79ZM78 153V154H79ZM115 153H117V152H115ZM123 153V152H122ZM137 153V152H136ZM151 153H153V152H151ZM151 153H149V154H151ZM169 153V152H168ZM170 153H172V152H170ZM199 153H200V151H199ZM227 153V152H226ZM263 153V152H262ZM21 154H23V153H21ZM49 154V153H48ZM65 154V153H64ZM82 154V153H81ZM87 154V153H86ZM92 154V153H91ZM102 154V153H101ZM127 154V153H126ZM149 154H147V152H146V155H149ZM157 154V153H156ZM173 154V153H172ZM192 154V153H191ZM12 155V154H11ZM90 155V154H89ZM117 155V154H116ZM130 155V154H129ZM154 155V154H153ZM169 156V154H167L166 153V156ZM183 155V154H182ZM187 155V154H186ZM201 155V154H200ZM230 155V154H229ZM17 156H19V155H17ZM20 156H22V155H20ZM114 156V155H113ZM121 156V155H120ZM122 156H125V153H124V155H122ZM136 156V158L137 159H139V157H140V155L137 153V155H135ZM139 156V157H138ZM151 156V155H150ZM156 156V155H155ZM169 156V157H170ZM207 156V155H206ZM214 156H216V155H214ZM217 156H218V154H217ZM3 157V156H2ZM80 157V156H79ZM102 157V156H101ZM104 157V156H103ZM142 157V156H141ZM157 157V156H156ZM160 158H162L163 156L162 155H160L159 156ZM190 157V156H189ZM201 157V156H200ZM232 157V154H231V156H230V158ZM234 157V156H233ZM264 157V156H263ZM29 158H31V157H29ZM107 158V157H106ZM112 158V157H111ZM163 158H165V156L163 157ZM165 158V159H166ZM188 158V157H187ZM221 158V160H223V161H221L222 163L225 161V159H227V158H223V156L222 157H220ZM223 158V159H222ZM236 158H238V157H236ZM234 159V161L236 160H238V159ZM13 159V158H12ZM17 159V158H16ZM22 159V158H21ZM56 159H58V158H56ZM119 159V158H118ZM141 159H143V157L142 158H140L139 159V161H138V163L140 162V160ZM158 159V161H159V158H157ZM164 159V160H165ZM191 159H192V157H191ZM212 159V158H211ZM241 160H240V162L241 161H243L242 160V157L240 158ZM34 160V159H33ZM187 160V161H186ZM197 160V159H196ZM219 160V159H218ZM231 160V159H230ZM233 160V159H232ZM244 160H245V158H244ZM247 160V159H246ZM7 161V160H6ZM25 161V160H24ZM26 161H27V159H26ZM40 161V160H39ZM38 161V162H39ZM101 161H102V159H101ZM110 161H111V159H110ZM157 161V162H158ZM191 161V160H190ZM206 161H209V160H206ZM212 161V160H211ZM214 161H215V159H214ZM220 161V160H219ZM219 161H217L218 163H220ZM255 161H256V159H255ZM11 162V161H10ZM44 162V161H43ZM107 162H108V160H107ZM106 162V163H107ZM120 162V161H119ZM124 162H126V161H124ZM124 162H120V164L122 163V165L124 164ZM128 162V161H127ZM131 162V161H130ZM163 160H161L160 159V163H165ZM192 162V161H191ZM190 162V163H191ZM216 162V161H215ZM216 162V163H217ZM226 162H228V160L226 161ZM225 162V163H226ZM230 162V161H229ZM248 162V161H247ZM246 162V163H247ZM21 163V162H20ZM29 163V162H28ZM27 163V164H28ZM103 163V162H102ZM135 163H137V162H135ZM144 163H146V162H144ZM159 163V164H160ZM179 163H181V164H179ZM198 163V162H197ZM205 163V162H204ZM217 163V164H218ZM235 163V162H234ZM245 163V162H244ZM256 163V162H255ZM258 163V162H257ZM34 164V163H33ZM40 164V163H39ZM42 164H44V163H42ZM48 164V163H47ZM56 164H58V163H56ZM60 164V163H59ZM104 164V163H103ZM128 164L130 165V163L128 162ZM132 164V163H131ZM139 164H141V163H139ZM154 164V163H153ZM213 165H215V163H212ZM229 164V163H228ZM227 164V165H228ZM231 164V163H230ZM236 164V163H235ZM234 164V165H235ZM263 164V163H262ZM10 165H14V164H10ZM9 165V166H10ZM32 165V164H31ZM41 165V164H40ZM107 165V164H106ZM125 165V164H124ZM133 165V164H132ZM150 165H151V163H150ZM184 165V166H183ZM187 165V166H186ZM220 165H221V163H220ZM223 165V167H224V163L222 164ZM232 165H233V163L231 164V168H232ZM239 165H241L242 167H243V164H239ZM238 164H236L235 166L237 167V166H239ZM247 165V164H246ZM255 166L257 165V164H254ZM260 165H261V163H260ZM35 165H33V167H34ZM109 166V165H108ZM111 166V165H110ZM127 165H125V166H122V167H126ZM140 166V165H139ZM144 166V165H143ZM152 166V165H151ZM150 166V167H151ZM190 166V165H189ZM189 166H188V168H189ZM245 166V165H244ZM248 166V165H247ZM247 166H245V169H246V167ZM257 166H259V164L257 165ZM256 166V167H257ZM262 166V165H261ZM261 166H259L260 167V170L262 169V170H264V168H261ZM11 167V166H10ZM28 167V166H27ZM41 167H43V166H41ZM47 167V166H46ZM50 167V166H49ZM112 167H113V165H112ZM131 167V166H130ZM129 167V168H130ZM157 167L158 166H156V169H157ZM185 167V168H184ZM191 167H192V165H191ZM196 167V166H195ZM198 167V166H197ZM209 167V166H208ZM228 167V166H227ZM230 167V166H229ZM229 167L227 168L228 169V172H230V173H232L230 170H229ZM255 167V168H256ZM263 167H264V165H263ZM28 168H30V167H28ZM53 168V167H52ZM105 168H107V167H105ZM128 168V167H127ZM128 168V169H129ZM142 167L140 166V169H141ZM181 168V169H182ZM239 168V167H238ZM237 168V169H238ZM248 168V167H247ZM258 168V167H257ZM256 168V169H257ZM12 169V168H11ZM16 169V168H15ZM36 169V168H35ZM125 170H126V172L128 171V169H126V168H124ZM134 170V168H133V166H132V168H131V170ZM136 169H139V168H136ZM154 169H155V167H154ZM195 169V168H194ZM193 169V170H194ZM207 169V168H206ZM236 169V171H238ZM240 169H242L241 171V175L239 174L238 175V178H239V180H241V181H243V182H246V184H248V185H252V187L254 188V191H255V188H257V189H259V186L260 185H262L263 183H264V181L263 180H260V175L258 174V173H255V177L254 178H250L251 176H250V174H247V172L248 171H246V170H244V168H240ZM2 170V169H1ZM37 170V169H36ZM50 170V169H49ZM104 170V173H103V175L105 176V173L107 174V175H111L112 176V171L114 170L113 168H111V172L109 173L108 172V168H107V170L105 171V169H103ZM109 170H110V168H109ZM130 170V169H129ZM130 170V171H131ZM205 170V169H204ZM248 170H249V168H248ZM260 170H258V171H260ZM15 171V170H14ZM137 171V170H136ZM155 171V170H154ZM157 171H162V170H156V173H158ZM168 171V170H167ZM186 171H187V168H186ZM226 171L227 170H225L224 172L226 173ZM244 171H246V172H244ZM16 172V171H15ZM22 172H23V170H22ZM32 172V171H31ZM37 172V171H36ZM51 172V171H50ZM132 172V171H131ZM144 172V171H143ZM197 172V171H196ZM195 171H194V173H192V175H188V176H190L191 178H186V182L188 181H190V183H191V185H190V183H188V185H190V187L192 188L193 187V189H192V191H194V189L196 188H198V191H201L202 192V190H200V189H205L204 187H205V185H206V180L204 181V180H199L198 179V174L196 173ZM14 173V172H13ZM25 173V172H24ZM46 173V172H45ZM53 173V172H52ZM100 173V172H99ZM129 173V172H128ZM135 173V172H134ZM140 173V172H139ZM139 173H136V175H138ZM150 173V172H149ZM161 174V176H162V172H160ZM164 173H165V171H164ZM183 173H185V172H183L182 171V174ZM187 173V172H186ZM189 173V172H188ZM187 173V174H188ZM217 173V172H216ZM249 173V172H248ZM56 174V173H55ZM71 174V173H70ZM167 174H168V177H169V173L167 172ZM203 174V173H202ZM221 174H224V173H221V171L219 172V173H217V177H220V175ZM75 175V174H74ZM103 175H101L102 176V178H103ZM135 175V174H134ZM141 175H142V173H141ZM151 175L152 174H150V179H151ZM205 175V174H204ZM212 175V174H211ZM226 175V176H225ZM231 175V177L233 178V176H232V174H230ZM248 175V176H247ZM24 176V175H23ZM85 176H86V174H85ZM100 176V177H101ZM111 176H110V179L109 178H107V179H109V181L111 180V181H113V180H115V178L114 177H112V178H114L113 180L111 179ZM184 176V175H183ZM223 176V175H222ZM224 176L225 177H227V178H224L225 180L227 179L228 180V178L230 177L228 174H224ZM223 176V177H224ZM240 176V177H239ZM250 176V177H249ZM59 177V176H58ZM106 177H109V176H106ZM135 177H137V176H135ZM147 177V176H146ZM149 177H147V178H149ZM158 177V176H157ZM163 177V176H162ZM168 177H165V178H168ZM186 177V176H185ZM207 177H209V176H207ZM211 177V176H210ZM209 177V178H210ZM213 177H214V175H213ZM235 177V176H234ZM18 178V177H17ZM156 178V177H155ZM161 178V177H160ZM164 178V177H163ZM205 179H206V176L204 177ZM248 178V179H247ZM249 178H250V180H249ZM4 179V178H3ZM58 178L56 177V184H57V180ZM63 179V178H62ZM66 179V178H65ZM85 179V178H84ZM105 179V178H104ZM107 179L104 181V182H101L100 181V183H98V184H100L101 186H99L100 187V189L101 190H103L104 188V194H108L109 195V192H108V190H109V188L108 187H110L111 186V188H112V185H113V183L114 184H116L117 182V180L115 181V182H108L107 181ZM137 179V178H136ZM140 179V178H139ZM150 179L148 180V181H150ZM211 179V178H210ZM215 179V178H214ZM223 179V183H225V182H227V180L225 181ZM231 179V178H230ZM235 179V178H234ZM251 179H253V181H251ZM262 179V178H261ZM29 180V179H28ZM44 180V179H43ZM77 180V179H76ZM86 180V179H85ZM141 180H142V178H141ZM141 180H140V182H141ZM161 180V179H160ZM170 181H171V179H169ZM172 180H174V179H172ZM233 180V179H232ZM231 180V181H232ZM237 180V179H236ZM249 180V181H248ZM2 181H4V180H2ZM23 181V180H22ZM31 181V180H30ZM103 181V180H102ZM169 181V182H170ZM230 181V180H229ZM231 181L229 182V183H231ZM234 182H236L235 180H233ZM251 181V182H250ZM261 181H263V182H261ZM6 182H8V180L6 181ZM5 182V183H6ZM60 181H58V183H59ZM122 182H123V180H122ZM138 182V181H137ZM143 182V181H142ZM147 182V181H146ZM145 182V183H146ZM152 182H153V180H152ZM157 182V181H156ZM163 182V181H162ZM168 182V181H167ZM168 182V183H169ZM214 182V181H213ZM234 182H232V184L234 183ZM53 183H55V182H53ZM84 183V182H83ZM86 183V182H85ZM84 183V184H85ZM102 183V184H101ZM112 183V184H111ZM150 183V182H149ZM148 183V184H149ZM165 183V185H166V182H164ZM170 183H173V182H170ZM169 183V184H170ZM183 183H185V182H183ZM220 185H221V187H222V182H218ZM222 183V184H221ZM242 183V182H241ZM240 183V184H241ZM60 184H61V182H60ZM63 184V183H62ZM61 184V185H62ZM95 184V183H94ZM138 184H140L139 182H138ZM143 184V183H142ZM147 184V185H148ZM176 184V183H175ZM174 184V185H175ZM180 184V183H179ZM227 184H228V182H227ZM232 184L230 185V187L232 186ZM235 184V183H234ZM89 185V184H88ZM154 185V184H153ZM161 185V184H160ZM178 185V184H177ZM187 185V186H188ZM219 185V186H220ZM225 185V184H224ZM229 185V184H228ZM242 185H243V183H242ZM245 185V184H244ZM250 185V186H251ZM50 186V185H49ZM48 186V187H49ZM53 186V185H52ZM76 186V185H75ZM80 186V185H79ZM82 186V185H81ZM113 186H115V185H113ZM138 186V185H137ZM146 186V185H145ZM152 186V185H151ZM158 186V185H157ZM164 186V185H163ZM169 186V185H168ZM180 186H181V184H180ZM185 187H187L186 186V184L184 185ZM208 186V185H207ZM207 186H206V188H207ZM209 186H211V185H209ZM208 186V187H209ZM226 186V185H225ZM239 186V185H238ZM28 187V186H27ZM34 187V186H33ZM37 187V186H36ZM55 187H57V186H55ZM70 187V186H69ZM139 187V186H138ZM141 187H143V186H141ZM140 187V188H141ZM147 187H149V186H147ZM146 187V188H147ZM176 187V186H175ZM182 187H183V185H182ZM195 187V188H194ZM229 187V186H228ZM228 188V189H231V190H234L233 189V186L231 187V188ZM244 187H246V185L244 186ZM262 187V186H261ZM42 188H44L43 186H42ZM49 188H51V186L49 187ZM90 188H91V186H90ZM96 188V187H95ZM103 188V189H102ZM117 188H119V187H117ZM129 188V187H128ZM158 188V187H157ZM163 188V187H162ZM169 189L171 188L170 186L168 187ZM172 188H173V186H172ZM178 188H179V186H178ZM181 188V187H180ZM188 188V187H187ZM218 188V187H217ZM58 189V188H57ZM56 189V190H57ZM64 189V188H63ZM65 189H68V188H66L65 187ZM64 189V190H65ZM83 189V188H82ZM85 189V188H84ZM97 189V188H96ZM96 189H94V190H96ZM108 189V190H107ZM114 188H112V190H113ZM124 189H125V187H124ZM130 189H132V187L130 188ZM161 189V188H160ZM163 189H165V186H164V188ZM208 189V188H207ZM211 189V188H210ZM50 190V189H49ZM55 190V189H54ZM53 189H52V191H54ZM60 190V189H59ZM58 190V191H59ZM69 190V189H68ZM80 190V189H79ZM86 190V189H85ZM88 190V189H87ZM86 190V191H87ZM90 190V189H89ZM88 190V191H89ZM107 190V191H106ZM133 190V189H132ZM142 190V189H141ZM145 190V189H144ZM149 190V189H148ZM151 190H152V187H151ZM157 190V189H156ZM158 190H159V188H158ZM158 190H157V192H158ZM168 190V189H167ZM166 190V191H167ZM177 190V189H176ZM179 190V189H178ZM206 190V189H205ZM230 190V191H231ZM46 192H47V189L45 190ZM57 191V192H58ZM63 191V190H62ZM67 191V190H66ZM71 191V190H70ZM75 191V190H74ZM86 191H84V192H86ZM92 191V190H91ZM117 191H119V190H117ZM127 191V190H126ZM161 191V190H160ZM163 191V190H162ZM165 191V190H164ZM171 191H173V190H171ZM229 191V192H230ZM61 192V191H60ZM80 192V191H79ZM95 192H97V190L95 191ZM114 192V191H113ZM143 192V191H142ZM170 192V191H169ZM174 192V191H173ZM183 192V191H182ZM207 192V191H206ZM214 192V191H213ZM223 192V191H222ZM44 193V192H43ZM98 193V192H97ZM117 193V192H116ZM119 193V192H118ZM152 194L154 193V192H151ZM161 193V192H160ZM208 193V192H207ZM226 193H227V191H226ZM225 193V194H226ZM111 194L113 195L114 193H112L111 192ZM163 194V192L161 193V195ZM172 194V193H171ZM170 194V195H171ZM174 194V193H173ZM180 194V193H179ZM254 194V193H253ZM34 195V194H33ZM48 195V194H47ZM52 195V194H51ZM55 195V194H54ZM76 195V194H75ZM94 195V194H93ZM118 195V194H117ZM121 195V194H120ZM125 195V194H124ZM135 195V194H134ZM144 195V194H143ZM158 195H160V194H158ZM164 195V194H163ZM255 195V197H257V195L256 194H254ZM91 197H92V195H90ZM129 196V195H128ZM180 196V195H179ZM227 196V195H226ZM253 196V195H252ZM57 197H58V195H57ZM77 197V196H76ZM112 197V196H111ZM120 197V196H119ZM132 197V196H131ZM153 197H154V195H153ZM155 197H157V196H155ZM162 197V196H161ZM205 197V196H204ZM254 197V196H253ZM252 197V198H253ZM261 197V196H260ZM73 198V197H72ZM94 198V197H93ZM116 198V197H115ZM136 197H133V199H135ZM142 198V197H141ZM167 198V197H166ZM175 198V197H174ZM173 198V199H174ZM183 199H184V197H182ZM242 198V197H241ZM240 198V199H241ZM49 199V198H48ZM64 199H65V197H64ZM90 199V198H89ZM95 199V198H94ZM137 199V198H136ZM136 199H135V201H136ZM177 199V198H176ZM180 200H181V198H179ZM186 199V198H185ZM244 199V198H243ZM242 199V200H243ZM255 199V198H254ZM50 200H52V199H50ZM66 200V199H65ZM64 200V201H65ZM76 200V199H75ZM112 200V199H111ZM114 200V199H113ZM132 200V199H131ZM144 200V199H143ZM162 200H164V199H162ZM178 200V199H177ZM216 200V199H215ZM256 200V199H255ZM74 201V200H73ZM91 201V200H90ZM129 201V200H128ZM230 201V200H229ZM236 201H237V199H236ZM245 201V200H244ZM112 202V201H111ZM133 202H134V200H133ZM184 202V201H183ZM230 202H232V203H235L234 201H230ZM241 202H243V201H241ZM28 203V202H27ZM34 203V202H33ZM179 203V202H178ZM245 203V202H244ZM246 203H247V201H246ZM19 204V203H18ZM66 204V203H65ZM73 204V203H72ZM80 204V203H79ZM82 204V203H81ZM122 204V203H121ZM130 204V203H129ZM134 204H136L135 202H134ZM149 204V203H148ZM180 204H182V201L180 202ZM236 204H238L237 202H236ZM243 204V203H242ZM247 204H249V203H247ZM26 205H29V204H26ZM83 205H84V201H83ZM83 205H82V207H83ZM87 206V208H90L91 206H90V204H86ZM106 205V204H105ZM245 206H246V204H244ZM38 206V205H37ZM59 206V205H58ZM70 207H71V205H69ZM69 206H67V208H69ZM80 206V205H79ZM178 206V205H177ZM231 206H233V204H231ZM245 206H243V207H245ZM248 206H250V205H248ZM32 207V206H31ZM40 207V206H39ZM47 207V206H46ZM46 207H42V208H39V209H31V210H29V208L28 207H25L26 208V210H25V208H21V210H20V208H18L19 209V212H16V214L18 215H14L15 217L14 218H12V219H10V220H7V219H5V221H4V218H3V222L0 224V226L2 225V226H5V223H8V225L9 224H13L15 227H12L11 226V230H13L14 228H16V230H17V232H15V229H14V232H13V234L12 235H15L16 236V238H18V241H19V237H20V235L22 236V233H25V231L27 232V230L25 229V227L27 226V224H28V226L30 225L31 226V222L34 220V222H36V219H37V221L38 222H41V221H39L40 219L42 220V223H43V221H45V223L43 224L44 225V227H53V226H56L55 224H57V226L59 227V226H62L63 225V227L62 228H64V227H67V228H71L70 230H72L73 228H79L78 230H80V231H82V230H86L87 228H89V227H91V226H93L94 225V222H95V220H94V215L92 216L91 214H89L88 212L87 213H83V212H81V214H79V213H77V210H78V208H77V204L74 206V204H73V206L72 207H76L77 208V210L75 211L74 209V211H72L71 213H67L69 210H71V209H69L67 212H65V213H59L58 211L56 212V210H53V209H51V208H46ZM49 207V206H48ZM85 207V208H86ZM180 207V206H179ZM184 206L182 205V208H183ZM257 207V206H256ZM27 208H28V210H27ZM80 208V207H79ZM217 208V207H216ZM248 208V207H247ZM253 209L255 208V207H252ZM2 209V208H1ZM13 209V208H12ZM15 209V208H14ZM83 210H86V209H84V208H82ZM91 209V208H90ZM105 209H106V207H105ZM17 210V209H16ZM81 210V209H80ZM109 210V209H108ZM256 210H258L257 208L255 209V211H253V212H256ZM11 211H13V210H11ZM243 211H244V209H243ZM243 211H241V212H243ZM246 211V210H245ZM249 211H250V209H249ZM259 211V210H258ZM13 212H15V210L13 211ZM12 212V213H13ZM91 212V211H90ZM235 212V211H234ZM4 213V212H3ZM236 213V214H235ZM234 214L236 215V218H237V214H239L240 216H241V214L238 212H235ZM247 214H248V212H246ZM251 213V212H250ZM257 213V212H256ZM259 213V212H258ZM11 214V213H10ZM242 214H244L245 215V213H242ZM246 214V215H247ZM7 215V214H6ZM12 215V214H11ZM239 215H238V217H239ZM9 216V215H8ZM7 216V217H8ZM98 216V215H97ZM101 216H102V214H101ZM100 216V217H101ZM258 216V215H257ZM6 216H5V218H7ZM11 217V216H10ZM99 217V218H100ZM103 217V216H102ZM101 217V218H102ZM179 217V216H178ZM220 217V216H219ZM230 217H231V215H230ZM229 217V218H230ZM235 216H232V218L233 219H231V221L233 220V222H234V218ZM256 217V216H255ZM0 218H1V216H0ZM48 218V219H47ZM218 218V217H217ZM227 218H228V215H227ZM228 218V219H229ZM242 218V217H241ZM243 218H244V216H243ZM242 218V220H243V222H244V224L245 223H248V220H250L249 218L250 217H247L246 216V218L245 219H243ZM247 218H248V220H247ZM8 219H9V217H8ZM45 219V220H44ZM98 219V218H97ZM215 219V218H214ZM221 219V218H220ZM228 219H227V221H228ZM259 219H261L260 217H259ZM188 220V219H187ZM239 220V219H238ZM237 220V221H238ZM25 221V222H24ZM31 221V222H30ZM101 221V220H100ZM107 221V220H106ZM105 221V222H106ZM212 221H213V219H212ZM220 221V220H219ZM236 221V220H235ZM250 221H252V220H250ZM250 221H249V224H250V227H251V225L254 227L255 225L254 224H256L254 221H252L253 222V224H252V222L250 223ZM260 222V220H258L257 219V221L256 222ZM264 221V220H263ZM262 221V222H263ZM22 222H24L23 224H22ZM221 222V221H220ZM229 222V221H228ZM227 222V223H228ZM261 222V223H262ZM3 223H4V225H3ZM15 223V224H14ZM18 223H21V224H19L20 226H21V228L20 229H17V227H16V224H18ZM33 223V222H32ZM54 223V224H53ZM93 223V224H92ZM100 222H98V224H99ZM104 223V222H103ZM212 223V222H211ZM223 223V222H222ZM235 223V222H234ZM260 223V224H261ZM36 224V223H35ZM35 224H34V226H35ZM58 224H60V225H58ZM101 224V223H100ZM105 224V223H104ZM107 224V223H106ZM230 224H231V222H230ZM239 223L237 222V225H238ZM249 224H246V226H245V228L246 227H248L249 226ZM7 225V224H6ZM7 225V226H8ZM26 225V226H25ZM42 225V226H43ZM89 225H91V226H89ZM103 225V224H102ZM102 225H101V227H102ZM213 225V224H212ZM217 225V224H216ZM218 225H219V223H218ZM220 225H222V224H220ZM240 225V224H239ZM238 225V226H239ZM248 225V226H247ZM6 226V227H7ZM22 226L24 227L23 229H22ZM88 226V227H87ZM227 226L229 227V224H227ZM235 226H236V224H235ZM260 226H263L264 227V225H260ZM9 227H10V225H9ZM100 227V228H101ZM105 227V226H104ZM214 227V226H213ZM219 227V226H218ZM221 227V226H220ZM219 227V228H220ZM232 227H234V225H233V223H232ZM232 227H230V228H228V231H227V229H226V231L229 233V232H231V231H229V230H232ZM19 228V227H18ZM32 228V227H31ZM34 228V227H33ZM82 230H81V229ZM86 228V229H85ZM223 228H224V226H223ZM249 228V227H248ZM5 229V228H4ZM22 229V230H21ZM60 229V228H59ZM90 229V228H89ZM184 229V228H183ZM236 230H237V227L235 228ZM232 230V231H234V235L232 236V237H234L233 239H231V235L230 234H232V232L229 234L230 235V239H228V240H226L225 241V239H226V236L228 235V233H224L226 236L225 237H223V230H222V238H223V240L225 241L224 242V245H225V243L226 242H231L230 244L228 243V247H229V245H230V247L232 246H234L235 247V245H239V243H241L239 240H238V238L240 239V237H238V235L237 234H239V233H237V231L236 230ZM253 229V228H252ZM29 230V229H28ZM31 230V229H30ZM34 230V232H36V230L35 229H33ZM88 230V229H87ZM87 230H86V232H82L81 234H80V231H76L77 232V234L79 233V235L78 236H83V237H80L81 238V240H83V242H84V240H86L85 239V236L87 235V234H89L90 232H87ZM210 230V229H209ZM238 230H239V227H238ZM249 230V229H248ZM1 231V230H0ZM24 231V232H23ZM48 231V230H47ZM216 231V230H215ZM262 231V230H261ZM55 232V231H54ZM67 232H69V231H67ZM76 232H75V230L74 231H70L69 232V234L71 235V237L74 235V234H76ZM104 232V231H103ZM180 232V231H179ZM181 232H183L182 230H181ZM219 232H221V231H219ZM239 232H241V231H239ZM244 232V231H243ZM6 233V232H5ZM9 233H11V232H9ZM7 234V235H10V234ZM14 233H16V234H14ZM58 233V232H57ZM237 233V234H236ZM242 233V232H241ZM262 233H263V231H262ZM25 234H27V233H25ZM67 234V233H66ZM107 234V233H106ZM210 234V233H209ZM245 234V233H244ZM264 234V233H263ZM92 235V233H90V235L89 236H91ZM178 235V234H177ZM1 236V235H0ZM4 236V235H3ZM11 236V235H10ZM14 236V237H15ZM65 236V235H64ZM76 237L75 235H74V238L76 237V240H77V238H79V237ZM209 236V235H208ZM211 236V235H210ZM246 236V235H245ZM263 236V238H264V235H262ZM13 237V238H14ZM58 236L56 235L55 236V238H53V239H50V238H48V239H50V243L52 244V245H54V246H56L57 245V238ZM92 237V236H91ZM93 237H95V236H93ZM202 237V236H201ZM207 237V236H206ZM220 237V235L218 236V238ZM238 237V238H237ZM2 238V237H1ZM7 238H8V236H7ZM15 238V239H16ZM57 238V239H56ZM61 238V237H60ZM67 238V237H66ZM65 238V239H66ZM69 238V237H68ZM200 238V237H199ZM208 238V237H207ZM229 238V237H228ZM262 238V237H261ZM35 239V238H34ZM42 239V238H41ZM71 239V238H70ZM88 239H90L89 237H88ZM205 239V238H204ZM221 239V238H220ZM239 241L238 242V244H236L235 242L237 241V240ZM17 240V239H16ZM15 240V241H16ZM63 239H61V241H62ZM71 240H73V237H72V239ZM103 240H105V239H103ZM102 239H101V241L100 242H102L103 241ZM207 240V239H206ZM209 240V239H208ZM216 240V239H215ZM235 242H234V241ZM13 241H14V239H13ZM35 241V240H34ZM38 241V240H37ZM60 241V240H59ZM58 241V242H59ZM65 241L66 240H64V241H62L64 244H67L68 242H70V241H68V239H67V243H65ZM94 241V240H93ZM92 241V242H93ZM234 243H233V242ZM242 241V240H241ZM42 242V241H41ZM77 242V241H76ZM75 242V243H76ZM83 242H81L82 244H83ZM96 242L99 244L100 242L96 239ZM104 242V241H103ZM155 242V241H154ZM220 242V241H219ZM19 243H20V241H19ZM24 243V242H23ZM22 243V244H23ZM74 243V244H75ZM95 243V242H94ZM93 243V244H94ZM96 243V244H97ZM223 243V242H222ZM243 243H245V242H243ZM13 244V243H12ZM18 244V243H17ZM40 244V243H39ZM46 244V243H45ZM51 244H49V245H51ZM64 244L62 245L61 244V242H60V244H59V246L60 247H66V246H64ZM89 244V243H88ZM101 244V243H100ZM105 244V243H104ZM206 244V243H205ZM251 244V243H250ZM21 245V244H20ZM48 244H46V246H47ZM49 245L47 246V249H48V247H49ZM51 245V246H52ZM68 245V244H67ZM80 245V244H79ZM102 245V244H101ZM241 245V244H240ZM15 246V245H14ZM45 245H43L42 244V246H41V252L43 251H47V252H49L47 249L46 250H44V248L46 247ZM70 246V245H69ZM91 246V245H90ZM93 246V245H92ZM99 246V245H98ZM155 246V245H154ZM53 247V246H52ZM59 247V248H60ZM79 247V246H78ZM225 247V246H224ZM241 247V246H240ZM243 247V246H242ZM247 247H248V245H247ZM23 248V247H22ZM34 248V247H33ZM67 248H68V246H67ZM91 248H93V247H91ZM98 248V247H97ZM100 248V247H99ZM106 248V247H105ZM223 248V247H222ZM61 249V248H60ZM63 249V248H62ZM94 249V248H93ZM103 249H104V246H103ZM107 249V248H106ZM154 249V248H153ZM156 249V248H155ZM225 249H226V247H225ZM237 249V248H236ZM56 250H59L58 248L56 249ZM66 250V249H65ZM68 250V249H67ZM66 250V251H67ZM85 250V249H84ZM95 250V249H94ZM105 250V249H104ZM111 250V249H110ZM227 250V249H226ZM229 250V249H228ZM2 251V250H1ZM27 251V250H26ZM61 251V250H60ZM60 251H57V252H60ZM64 251V250H63ZM91 251V250H90ZM89 251V252H90ZM42 252V253H43ZM51 252V251H50ZM73 252V251H72ZM80 252V251H79ZM85 252V251H84ZM88 252V251H87ZM92 252V251H91ZM97 252V251H96ZM103 252V251H102ZM107 252V251H106ZM110 252V251H109ZM238 252V251H237ZM17 253V252H16ZM23 253V252H22ZM52 253V252H51ZM53 253H55V252H53ZM82 253V252H81ZM153 253V252H152ZM240 253V252H239ZM243 253V252H242ZM12 254V253H11ZM11 254H10V258L12 257L11 256ZM18 254V253H17ZM66 254V253H65ZM70 254H71V252H70ZM91 254V253H90ZM105 254H107V253H105ZM111 254V253H110ZM238 254V253H237ZM64 255V254H63ZM87 255V254H86ZM102 255V254H101ZM108 255V254H107ZM149 255H151V254H149ZM157 255V254H156ZM14 256V255H13ZM16 256V255H15ZM32 256V255H31ZM56 256H58V254L56 255ZM62 256V255H61ZM79 256V255H78ZM113 256V255H112ZM231 256V255H230ZM5 257V256H4ZM35 257V256H34ZM34 257L32 258V259H34ZM46 257H48V254L46 255ZM64 257V256H63ZM62 257V258H63ZM66 257V256H65ZM107 257V256H106ZM232 257H234V256H232ZM240 257V256H239ZM248 257V256H247ZM13 258V257H12ZM11 258V259H12ZM36 258V257H35ZM40 258V257H39ZM45 258V257H44ZM51 258V257H50ZM58 258V257H57ZM56 258V259H57ZM62 258H60V259H62ZM98 258V257H97ZM101 258V257H100ZM105 258V257H104ZM110 258V257H109ZM112 258V257H111ZM110 258V259H111ZM119 258V257H118ZM123 258V257H122ZM134 258V257H133ZM145 258V257H144ZM157 258V257H156ZM226 258V257H225ZM0 259H1V256H0ZM5 260H6V258H4ZM10 259V261L12 262V260H13V263L14 262H16L17 260H18V258L17 257H15V259H12L11 260ZM20 259V258H19ZM29 259V261H31L30 259L31 258H28ZM41 259V258H40ZM39 259V260H40ZM102 259H103V257H102ZM137 259V258H136ZM159 259V258H158ZM162 259V258H161ZM160 259V260H161ZM230 259V258H229ZM244 259V258H243ZM8 260H9V258H8ZM14 260H16V261H14ZM54 260V259H53ZM71 261H72V259H70ZM69 260V261H70ZM99 260V259H98ZM104 260V259H103ZM106 260V259H105ZM129 260V259H128ZM140 260V259H139ZM147 259L145 258V262H147L146 261ZM155 260V259H154ZM163 260V259H162ZM239 260V259H238ZM242 260V259H241ZM21 261H23V260H20V262ZM34 261V260H33ZM68 260H67V262H69ZM74 261V260H73ZM76 261V260H75ZM112 261V260H111ZM116 261V260H115ZM121 261V260H120ZM151 261H153V259L151 260ZM150 261V262H151ZM236 261V260H235ZM17 262H19V261H17ZM32 262V261H31ZM39 262V261H38ZM37 262V263H38ZM104 262V261H103ZM136 262H139V261H136ZM158 262V261H157ZM161 262V261H160ZM223 262V261H222ZM6 263V262H5ZM25 263H27V262H25ZM24 262H23V264H25ZM48 263V262H47ZM47 263H45V264H47ZM76 263V262H75ZM81 263V262H80ZM83 263V262H82ZM131 263V262H130ZM148 263V262H147ZM146 263V264H147ZM162 263V262H161ZM161 263H159V264H161ZM1 264V263H0ZM8 264V263H7ZM20 264V263H19ZM62 264V263H61ZM69 264V263H68ZM72 264V263H71ZM74 264V263H73ZM84 264H86L85 262H84ZM123 264V263H122ZM128 264V263H127ZM138 264V263H137ZM149 264V263H148ZM231 264H233V263H231Z\"/></svg>",
  "mask_w": 264,
  "mask_h": 264
}]
</instances>
